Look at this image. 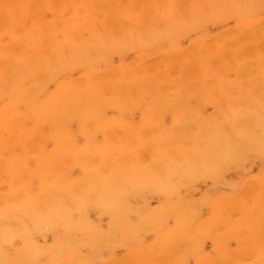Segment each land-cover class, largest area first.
I'll return each instance as SVG.
<instances>
[{
	"label": "rangeland",
	"instance_id": "obj_1",
	"mask_svg": "<svg viewBox=\"0 0 264 264\" xmlns=\"http://www.w3.org/2000/svg\"><path fill=\"white\" fill-rule=\"evenodd\" d=\"M3 1H5V3L8 2V0H3ZM28 1L29 2L27 3V0H26V2L24 4V5H27V7H28L27 11H25L23 8L22 9L19 8L17 10L16 5H15L16 8H14V4L11 1L10 3H8V5L11 4L10 5L11 9H9L10 12L7 14V16H9L8 19H6L4 17L0 18V64H1L0 65V114L1 115H2V113H1L2 109H4L3 110L4 111L3 116L0 115V134L4 135V136L0 135V140H1L0 145H1V143L3 144L0 146V148H1L0 152H3V153H0V155H1L0 168L3 167L2 169H0V177L3 176L2 177L3 179L2 178L0 179V192H1L0 197H2V199L0 198V200H1V202L3 200L6 201V199H7V201H9V200L14 201L13 196L20 197L21 193H23V194L25 193L24 196L25 195L26 196L24 199L27 198L26 200H24V199L20 200V198H23V196L20 197L19 200L18 199L16 200V198H15V200L19 201V202L15 203L16 205L14 207L12 206L10 209H12V208L15 209L13 212H14V214L16 212V217L13 214V212H10L11 213L10 217H0V227L1 226L6 227V228L11 229L12 231L16 232L17 230H20L21 227H24V226L30 227L32 225V224L30 225V222H31L30 217L32 215L30 213H28L26 211V209H21V207H23V206L20 207L19 204L20 205L22 204L25 207L28 205V203H29V205H31V203H33L35 206L40 205L41 207H31V208L32 209L35 208L33 210L34 212L40 211V210H48L51 214L55 209L61 208V207H53L55 205V203H56V206L68 205V204H70L68 201L71 202L74 199H77V198L79 199L81 194H83V195L88 194L86 199H84L85 203H84L83 207H84V211H85L86 220L89 224V229H92L93 231H95V233L98 236L102 237V239L106 243L103 244L101 247H99V249H98L99 251H97V253L95 255L90 253L91 247L89 245H87V243H81L79 246H77L76 255L79 254L81 256L80 258H78V260H75V258H74L76 255L73 256L72 254L68 253V251L62 250L60 258L55 259V260H59L58 263H56V264H166V262H167V264H207V263L208 264H264V263H262V262H264V151L261 150V152H259L260 149L257 150V149H253V148L246 146V149H245V147H243L242 151L239 152L242 155H240L239 153L235 155V157H237L238 155L241 156V157L240 156L237 157L238 158L237 161H235L236 160L235 157H232V159L229 158L226 160L224 157H222L223 155H221V153H220L219 156L218 155L215 156V160L213 161L212 164H208L209 159L208 160L207 159L201 160V158H198V156H196V152L193 149L190 148V150H186V146H184L182 144V145H180L179 148H176V150L178 149L179 152L181 151L180 153L179 152H177V153L186 154L187 156L189 155L188 160H190L193 163H194V161H195V163L198 162V166H197L198 168H196V169H198L199 174H198V171L195 169V171L191 175H187V173L184 171L185 170L184 168H182L183 171L180 174L179 172H181V170H182L180 167H183L182 164H179L175 157L174 158L169 157L170 159H168L167 158L168 152H166V151L164 152V150H163L164 148L161 147L162 149L161 148L159 150L157 149L156 153H158V154L156 155L157 157L155 156V158H154V156H152L149 153L151 144H148L149 141L147 140V138H145L143 136V131L141 130L143 128V126H144V128L147 126L145 128L147 130L146 132H149L148 129L149 128L152 129L153 126H154L153 128L157 127L160 129L161 128L163 129L165 127L166 130L161 129V134L165 133V131H166V133L164 134L165 135L164 137H166V135H167V138H169V136H170L169 131H171V129L175 123H178L179 121L183 122L182 120H184L183 123L185 125L188 124L190 121V123L187 126H189V125L193 126L195 124L194 121L196 122V120L198 119L197 120L198 122H196L198 128L195 127V129L197 128V131L198 130L201 131L200 132V134H201L200 140L198 138L200 135V134L198 135L199 131L197 133L198 143L200 142L202 144H205V142H206V144H208V145L210 144L211 149L213 150L215 145H217V144L211 143L212 139H214V138H213V136H210L211 133L208 136H206V132L210 130V132L212 131V133H214L216 131V133H218V134H223L224 131L227 133H231L232 132V126H231L230 120L232 117H230V114H232L231 112L233 110H234V113H237L238 110H240L242 113H244L243 111L250 112L253 114V117H254V115L259 116L260 112L262 113V111H264V108H262V105H264V57H259L257 60H255V64L257 65L256 71H255V74L256 73L257 74L254 75L255 81L257 79L256 78L257 76L260 77L259 78L260 80L257 79V81H258L257 84H256V82L253 84L252 81L248 82V80L247 81L243 80L241 82V79H242L241 72H242V68H243L242 66H244V65L240 64L241 62H239L238 64H236L234 66V64L230 65V63H228L227 61L226 62L224 61L223 63H216L217 65L215 67L212 65L213 62L209 65V67H210L209 70L207 68L205 71L209 72L211 75L213 74L212 75L213 77L212 76H210L211 78L207 77L210 74L205 76L207 78H204V81L206 79L210 78L209 81L207 80L208 84L206 82L202 81L203 82L202 83L201 81L197 80L199 76L198 77L195 76V80H192V81H194L193 82L194 84H191L192 81L189 80V82H187V80L189 79V76H186L184 74L186 72L184 70H186V69L188 70V72H190L189 62L187 63V60L183 57V55H181V54H183V52L187 51L188 49L190 50L191 46L196 45L197 43L200 44L203 41H205L202 43V45H205V44L207 45V42L208 43L210 42L209 40L213 41V40L220 38L222 36L238 35L241 32L240 31L241 30L240 25L243 24L244 22L253 21L254 24H257V22H258V24H261L262 22H264V15H261V14H264V11H262V10H264V0H255V2L253 1L254 4L250 3L253 8H250L247 10L249 14H247L246 9H245V11H242L243 9L241 10L239 6H236L235 1H237V0H235V1L232 0V2H230V0H216L218 8L217 7H215V9L212 8L215 11V13H213L214 15L212 14V16L214 17V18H212L213 20L211 19L212 16L210 15V13L208 14L205 12H204V14L205 15L208 14V16L206 15V17H207L206 18L205 15L203 14V18H202L201 11H204L203 9L205 7H203V6H206L205 5V4H207L206 0H203V1H205L204 3H203V1L200 3L201 0L200 1L197 0L196 2L194 0H191L194 2V3L191 2L193 4V6L194 7L196 6L195 7L196 10L199 8L198 10L200 11V9H201V11H200L201 14L196 13L197 15H195L191 20H189V21H193V19H194L193 22L194 23L196 22L195 26L197 27L196 28L195 26H192L193 22H191V23H189V24H191V26L189 25L190 29H187L189 27L185 26L186 25L185 18H180V17H182V15L179 17V19L177 18V24H174L170 20V16L164 10L163 11L160 10V9H162V7H160V4L162 5V2H160L159 0H157L158 3H157V1H151L150 4L153 3L152 9H155L156 12H157V10L160 13L162 12L161 16L159 15L158 12H157L158 14H156V15H158L159 18H162L163 20L166 19L168 21V22L167 21H165V22L168 25L167 26L168 29L170 28V30H169L170 32L169 31L163 32L162 28H160V26L157 27V25L153 24V22H152V24H149L150 22H147V21L151 20V17L155 12L154 10H150L151 12L149 13V15H148V12L145 13L144 11L142 13H140L141 10L139 11V13L136 12L137 13L136 14L135 10L130 9L133 7L132 6L133 2H131V0H127V1L124 0L125 2H127V5H124L125 8L127 9V13L129 11V13H131V15L128 13L124 17L121 18L122 20L125 19V27H127V30H126L127 32L126 31H125L126 33L122 32V35L124 34L123 37L120 33L121 30L120 29L118 30L117 24H115L116 20L114 22H112V23H114V25H112V24L110 25L111 21L114 20V19L111 20L112 18H110L111 17L110 15H108L107 17L111 21L106 16H105V19H102L101 17H100L101 19L100 18L98 19V21H100L98 26H97L98 30L95 29L97 31V33L94 31L95 32V34H94V32H93L94 29L92 27H90V23L87 24V22L89 21V15H87V11H85V9H83V8H80L81 9L80 14L77 17V15L75 14V12H76L75 2L73 0H49L50 2H48V4H46L45 3L46 1H45L44 2L45 4L44 5L42 4L44 6V8L41 9L40 11H39V8H37L38 10H35V8H34V6L37 7V4L39 6V3H37L35 5L33 4L34 2L36 3V0L35 1L34 0H31V1L28 0ZM39 1L40 0H38L37 2H39ZM52 1H54V2H52ZM98 1H100V0H98ZM181 1L186 2V0H181ZM182 2L180 3V5L182 4ZM222 2L224 5L222 4ZM196 3L199 7L196 5ZM260 3H261V7H260ZM124 4H126V3H124ZM251 5H249V6L251 7ZM136 6L134 7V9L138 8ZM183 6H184V4H183ZM158 7H160V8H158ZM182 7H180L182 9L181 14L184 15L185 11L183 10L184 8H182ZM207 7H209V9H211L210 6L208 5V6H206L205 11H209V9L207 10ZM258 8L260 10H258ZM213 10H212V12H213ZM18 11H20V12L18 13ZM38 11H39V13H38ZM132 11H133V13H132ZM152 11H154V12L152 13ZM217 12L219 15L217 14ZM245 12L248 15L247 19L244 18L246 16ZM250 12H252V13H250ZM257 12H259V13H257ZM11 13H13V14H11ZM143 13L145 15H143ZM223 13H224V15H223ZM139 14H140V16H139ZM228 14L230 15V17ZM240 14H242V15H240ZM35 15H37L36 18L34 17ZM38 15H40L41 18H39ZM44 15H45V17H43ZM150 15H151V17L148 20H147V18H145V19L143 18V16L149 17ZM162 15H164V16H162ZM25 16H26V20H25V18H23ZM137 16H138V18H137L138 20L136 19ZM209 16H211V17H209ZM216 16H220V17L217 18ZM234 16H236V17H234ZM16 17L19 19L14 21V19H16ZM63 17L65 19H67V23H61L62 22L61 20ZM196 17L199 18V20L196 19ZM208 17L211 19V21L208 19ZM201 18L203 19V21ZM205 18H206V20L208 19V21H205L204 20ZM216 18H217V20L219 19L217 22L215 21ZM220 18H222V19H220ZM240 18L244 22L239 20ZM248 19H250V20L248 21ZM102 20L105 22L107 21L108 24L105 22L103 23ZM101 21H102V24H101ZM138 21H140V22H138ZM169 22H170V25H169ZM24 24L26 26H28L29 29L27 28V30H22L23 26H24L23 28H26ZM130 24H132V25L129 26ZM146 24H148L150 26H148ZM183 24H185L184 25L185 28H184ZM100 25H102V27H101L102 29H104V27H106V29L108 28V35L105 36V38H102V37H104L103 35H101L102 37L101 36L99 37L100 34L98 33V31L99 30L102 31L99 27ZM12 26L16 27L17 33L20 32L19 30H17L18 27H19V29L21 28V30L24 31L23 35H25V36H23V37H25V38H23L22 36H21L22 37L21 39L16 38V36H14L13 33L11 32L13 30ZM140 26H143V27H140ZM30 27H32V28H30ZM110 27H111V30H110ZM136 27L138 29H136ZM154 27H156V29ZM4 28H6V29H4ZM130 28L131 29L133 28L132 31L129 30ZM145 28H148V30H150V31L145 30ZM153 28L157 31H155V30L151 31V29H153ZM173 29H174L175 33L172 31ZM4 30H6L5 33L3 32ZM90 30H92V31L90 32ZM128 30L131 32L132 35L127 36L130 33V32L128 33ZM109 31H110V33H109ZM171 31H172V33H171ZM156 32H158V33H156ZM177 32H179V33L177 34ZM117 33H119L120 35ZM166 34L167 35L168 34H176V36L175 35L167 36ZM90 35L92 36V41L89 40L91 37ZM213 36H215V37H213ZM253 36H255L257 39L259 37L258 35L256 36V34L252 35V37ZM107 37H108V39H107ZM168 37L171 40H168L169 39ZM109 38L112 40L109 41ZM115 38H117V40ZM151 38H152V40H150ZM164 38H165V40H163ZM206 38L207 39L210 38V39L206 40ZM135 39H138V40L136 41ZM41 40L43 42H41ZM115 40L117 41V43ZM143 40H144V42H142ZM147 40H149V41H147ZM79 41H81V42H79ZM103 41H105V42H103ZM166 41L169 44L171 43L170 41H174L175 45L174 44L173 45L176 47L171 46L172 49H174V50L178 49V51H176L177 54L181 53V54H179V59H178L179 60L178 62L179 63L181 62L180 63L181 66H179L180 64L177 63L176 66L175 65L172 66L175 68L172 69V67H170L169 72H167V70L165 71V74L170 73L168 75L170 77H172V80L170 78H167L168 75H165V74H164V76L162 75L164 73V72H162L163 70L161 71L162 74H161V72H159L160 73L159 75L158 74L153 75V74H149V73L138 74L137 66L133 67V64H131V63L136 62V60H138V58L140 60V57H141V59H144L147 55L150 56L151 52H152V54L150 57H152V59L150 57H148V58L146 57V59H144V60L157 61L156 59L159 57H160L159 59H162L163 55H161V54H164V53L166 54V52L169 53V50L171 49V48L169 50L165 49V48L170 47ZM82 42H83V45H81ZM113 42H114V44H113ZM193 42H196V44H193ZM15 43L17 45H19L20 47L22 44L26 43L29 46L30 56L23 58L19 54H17V55L15 54V53H18V51L11 50V51L7 52L4 50L5 47L13 46V45H15ZM84 44H86V45H84ZM110 44L112 45V47ZM115 44L117 46L114 49L113 45H115ZM142 44H144V45H142ZM199 44H197V45H199ZM54 45H55V47H54ZM108 45L110 46V47H108L109 50L110 51L112 50L111 52L107 48ZM148 46H150V47H148ZM166 46H168V47H166ZM262 47H264V46H262ZM104 48H105V50H104ZM146 48L149 50V52ZM71 49L74 50V52H73L74 55H71V53H68V52H70ZM106 50H108L110 53L108 54V52ZM174 50H170V52L174 51ZM92 51H94V53ZM105 51H106V53L102 54V52H105ZM143 52L145 55L147 54L145 57H142V55H144ZM253 52H255V51H253ZM91 53H92V55H91ZM14 54L17 57H15ZM165 54H164V58H165L164 60L165 61L160 62V65H159L160 67L162 66L161 64L164 63V65H166V63H167L166 57H168V54L167 55H165ZM155 55L156 56L159 55V57H155ZM95 56H96V58H95ZM153 56L155 57V59ZM38 58H39V61L38 62L35 61V60H38ZM253 59H254V57H253ZM74 60H76V61H74ZM81 61H82V63H81L82 66L80 64ZM5 63H10V66H9L8 71L3 73L1 69L4 68ZM77 64L79 66H77ZM177 65H178V67H177ZM71 66H74L73 69L71 68ZM218 66H220V67H218ZM111 67H113V68H111ZM212 67H213V70H212ZM163 68L164 67L160 68V70ZM176 68H177V70H176ZM179 68H181V69L179 70ZM194 68L195 69L193 71H191V73L193 72L194 75L196 73L200 74V71L202 69L200 68L201 70L198 73V71H196L197 70L196 68H198V67H194ZM134 70H135V72H134ZM198 70H199V68H198ZM114 71H115V73L116 72H119V73L123 72V74H121V78H122L123 83L124 82H126V84L133 83L135 80H137L135 83H137L138 84L137 86H140V88H142V89L140 90V88H139V92H138V94H136L137 92L134 93L132 91H128L126 88H123L124 84L121 82L122 85H121V83L119 84L120 89L118 88L119 85L117 86L119 91H121V88H122V91L119 92L120 93L119 95H121V94L122 95L121 96L118 95V97H119V99H118V97H117L118 90H116L113 87V86L116 87V85L114 83L108 84V87L104 88V91H103L100 88V86L97 85V82L95 80H93L94 83L92 82L91 90H89V91L85 90L86 91L85 93L83 92V90H81L82 89L81 87L74 88L73 86H71L72 81L75 79H79V78H81V79L85 78L86 79V78L93 77V76L95 77L98 73H99L98 75H104V74H107V72L110 73V72H114ZM174 73H176V75H174ZM191 73H190V77L192 76ZM144 74H146V75L149 74L153 79H154V77H157V78H155L154 80H151L152 78L150 76L149 77L147 76L148 80H146L147 77H146V75L144 76ZM139 75H141L142 78ZM157 75L159 76V78ZM160 75H162L163 79H165V80L169 79V82L165 81V80H163L164 83L161 82L162 77ZM56 76H57V78H56ZM138 77H140V78H138ZM175 77L177 78V80L175 79ZM133 78H135V80L132 81L131 79H133ZM183 78H184V80H183ZM129 79H130V82L127 83V81H129ZM192 79H193V76H192ZM249 79H251V78H249ZM156 80H158V81H156ZM182 80H183V82H182ZM214 80L216 81V84L213 83V82H215ZM146 81H148V82L146 83ZM151 81L152 82L154 81L155 83L154 82L152 83ZM196 81H197V83H196ZM219 81H220V83H219ZM150 82L152 84H150ZM167 82L169 83V87L167 85ZM175 82H177V83H175ZM246 82H248L249 84ZM42 83H44V84H42ZM186 83H188V85ZM204 84H206V86ZM224 84H225V86H224ZM246 84H248V85H246ZM154 85H157V86H154ZM162 85H163V87H162ZM172 85H173V90H172ZM175 85H176V87H175ZM191 85L194 88L193 90H192ZM195 85L198 87L197 92L195 90V88H196ZM215 85L218 87H215ZM219 85L221 86L220 90L218 89ZM185 86H187V87H185ZM200 86L202 88H205V89L201 90ZM209 86H211L210 89H209ZM154 87L155 88L157 87L156 91H155ZM161 87H162V89H161ZM165 87L170 88L169 89L170 91L168 89H166ZM174 87H175V89L177 88L178 91L183 88L182 92H181L182 94L184 93L183 96H182V94H179L177 90L175 91ZM188 87L190 88L191 91H189ZM38 88H39V90H37ZM40 88L42 90H40ZM158 88L161 90V92L158 91ZM179 88H181V89H179ZM67 89H70L69 91H72L70 95H66V92H68ZM150 89H152V90H150ZM114 90H116L117 92L116 91L114 92ZM144 90H145V92L143 95ZM164 90H165V92H164ZM38 91L40 94L42 92L43 93L40 95L38 93ZM76 91H78V93L75 94L74 92H76ZM109 91H111V92H109ZM171 91H172V93H170ZM200 91H201V93H200ZM4 92H5V94H4ZM140 92H141V94H140ZM162 92H164V93H162ZM166 92L169 94H173V95L170 96ZM188 92H189V94H188ZM194 92H195V94L196 93L198 94V95L196 94L198 97L194 94ZM203 92H205V93H203ZM35 93H37V94H35ZM56 93L61 95L60 98L59 97L57 98ZM82 93H84L83 95H86V96L87 95L92 96V97L90 96L91 98H93V99H91V101H90V97L87 96L89 98V101H90L88 103L98 102V100H99V102H98L99 106L97 105V103H95V104L93 103L95 105V107H96V105L99 107V108L98 107L95 108V109L98 108L97 110L94 109V111H96V112H89L87 110L84 111V108L86 107V109H87V107H88L87 106L88 100H84L85 96H83V95H81V96H83L82 98L80 97V94H82ZM108 93H110V94L108 95ZM157 93H158V97H156ZM175 93H178V95L176 94L174 96ZM190 93H192L193 96ZM224 93H225V96H224ZM250 93H252V95ZM38 94L40 96H38ZM73 94H75V95H73ZM78 94H79V96H78ZM151 94H152V96H151ZM237 94H239V98H237V96H236ZM248 94H250V95H248ZM93 95H95V96H93ZM133 95L134 96L136 95L135 96L136 98ZM153 95H155V96H153ZM199 95H200V97H199ZM206 95H208V96L206 97ZM35 96H38L37 100H35L36 99ZM142 96H145V97H142ZM176 96L177 97L179 96V99L181 101L180 100L178 101ZM180 96H181V98H180ZM68 97H69V99H68ZM70 97H73V99ZM87 97L85 99H88ZM94 97H96L95 100H94ZM151 97H153V98H151ZM174 97H176L177 101L174 100V102H173ZM16 98L20 99L21 102L16 100ZM62 98H63V100L65 99V102L63 101L65 104L64 103L62 104V101H61V103H59L57 106L51 105V106H53V108L49 105L55 101H57V102L60 101ZM138 98L139 99L141 98L142 100L140 99V102H139ZM148 98L149 99L151 98L152 101L148 100ZM14 99L16 100L15 105H13L15 102V101H13ZM66 99H68V101ZM109 99L111 100V102H108ZM122 99H123V101H122ZM134 99H136V100H134ZM145 99H146V101H145ZM160 99H162V100H160ZM165 99H167V100H165ZM185 99H186V102L183 101ZM251 99H253V101H251ZM70 100L72 103H69ZM79 100H80V102H79ZM153 100H154V102H153ZM169 100H171L170 103H169ZM75 101L80 103L79 104L76 102L78 105H81V106L84 105L83 109L82 108L80 109V107L77 105L79 107V108H77V110L80 109V111H78V112L75 108L76 107ZM187 101L189 104V108L187 107V109L191 108L190 111H188V110L186 111L185 105H187ZM10 102H12V104ZM57 102H56V104H57ZM81 102H83V105ZM114 102H115V105H114ZM151 102H152V104H151ZM155 102H156L157 106H155ZM157 102H159V103H157ZM171 102H172V104H171ZM178 102H180V104L182 102V105H181L182 108L185 107V108H183V109H185L183 111L181 106H179V108H180L179 114H181L182 111L184 113V114L182 113V115H180L181 118L178 117L179 114H178V116H176V113H178L177 111L179 109L177 110L176 106L173 105L176 103L178 106ZM240 102H242V104H243L242 108L244 107V109L241 108ZM86 103H87V105H86ZM105 103H107L106 107L102 106L103 104L105 105ZM122 103L124 104V106ZM255 103H257V104H255ZM25 104H27V105H25ZM30 104H32V105H30ZM93 104H90L89 107L90 106L93 107ZM100 104L103 108L100 106ZM145 104H147V105L150 104L148 106L146 105L149 108V112L147 111L148 110L147 107H146L147 109H145V107H144ZM253 104L257 105L255 107L258 110L254 111V108H253L254 105ZM21 105H23L25 107H23ZM60 105H63V106L69 105V106L68 107L66 106L63 109V107H60ZM117 105H119V106L115 107ZM120 105H122L123 107H120ZM167 105L168 106L170 105L169 111L166 110V108L168 109ZM171 105H173L174 107L172 108ZM5 106H7L8 109L14 107L16 109V111L14 109L15 113L12 111L13 113L10 112L11 115H10V113L8 114L7 113L8 110H7V108H5ZM16 106H17V108H16ZM43 106H45V107H43ZM54 106H55V109H54ZM258 106H259V108H258ZM46 107L47 108L50 107V109L48 110ZM92 107H90V108H92ZM110 107H112V108H110ZM217 107H219V108H217ZM65 108H66V110H65ZM69 108H70V110H69ZM90 108H89V110H90ZM116 108H118V109L120 108L121 110H118V109L115 110ZM45 109H47V111H49V113ZM59 109L64 110L65 114L61 113L62 110L60 111ZM142 109H143V111L145 110V112H148V113L145 114V112H143ZM150 109H151V112H150ZM172 109L174 110V112ZM261 109H262V111H261ZM57 110H59V113L62 115L59 116V113ZM98 110H99V112H98ZM52 111H54V112H52ZM170 111L173 113L170 114ZM30 112H32L31 114L33 115L32 121H31L32 115L30 114ZM50 112H52V115ZM74 112L79 113V115L74 113ZM85 112H87V114ZM97 112H98V114H97ZM101 112L103 113V116H101V114H102ZM186 112H188L189 114L187 113V115H186ZM228 112H229V114H228ZM4 113H5V115H4ZM45 113H48V115H50L51 118L54 119L53 123L51 121L52 119ZM54 113H56V114H54ZM143 113L146 116V119L144 118L145 116H143ZM200 113H202L203 115ZM24 114H27V115L30 114L31 116L29 115L28 117H25L26 118L25 119L23 117ZM80 114H82V115H80ZM99 114H100V117L99 116L97 117V115H99ZM120 114H122V116ZM37 115L39 118L37 117ZM71 115H72V120H70ZM76 115H78L77 119L74 118V117H76ZM85 115L93 116V118L91 117L92 119L89 118L90 122L86 121V120H88V117L85 119ZM44 116H46L45 117L46 120H44L45 119ZM62 116L64 118H62ZM174 116L178 117L179 119L178 118L177 119L179 121L176 120L173 123V121H174L173 119L175 118ZM196 116H200V117L194 118ZM203 116H204V119L200 120V118H203ZM222 116H224L225 118L223 119ZM232 116H233V114H232ZM16 117H17V119H16L17 121H14ZM18 117H19V119H18ZM65 117H67V118H65ZM95 117H97L96 119L100 118L98 120V122H100V120H103V119L106 120V118H107V120L109 119L114 124L115 123L121 124L122 121L125 120L126 126L121 124L122 126L120 125L119 128H117L119 125L117 126V124H115V126H116L115 127L114 124L110 122L112 124V126L115 127V129H113V130H115L116 132H117V130L122 131V133L120 132L121 135H119V132H117V134L115 133L116 136L118 135L117 137L115 136L114 133H112V135H114L116 137V140L118 138L117 141L122 139L121 141L118 142L119 144L117 143L116 140H114L115 138L114 139L110 138L112 143L114 141V145L117 143L118 144L117 146H119V147L113 146V145L109 147L111 141L108 140L106 142L107 138L105 136H107V135H105V134L108 131V129L106 130V128H107V126H108V128H110L111 124H109L108 122H106V123H108V125L103 124V123H105V120H103V123L101 125L99 124V126L101 128H103L104 132L105 131L106 132L105 133L102 131L99 132V130H102V129H98L97 130L98 132L96 131L97 132L96 134L93 132V134L91 135V133H92L91 129L94 128L93 130H96L97 128H99L97 126L98 122H96V124H95V121H97L95 119ZM120 117H121V119H120ZM73 118L75 119V121L73 120ZM151 118H153V119H151ZM242 118L248 119L247 116L245 115V113L242 114ZM259 118H260V116H259ZM10 119L13 121V123H12L13 128L11 127L12 128V129L10 128L11 130L8 129L9 125H10L9 123H11ZM49 119H50V121H49ZM147 119H148V121H149V119L151 121L153 120L152 124L150 121L148 122ZM191 119H193V121H191ZM20 120H22V122L24 120L25 122L22 123ZM37 120H38V122H37ZM40 120L42 122H44V121L45 122L43 124L41 123L42 125H40V122H41ZM59 120H61V121H59ZM65 120L67 121L66 122L67 126L64 122ZM206 120L210 124H208L206 122ZM210 120H212V122ZM18 121H20V122L18 123ZM47 121L51 122V123H49L50 126L52 124H54V125L56 124V125L55 126L52 125L50 127L48 125ZM57 121L60 122V125H61L62 121L64 122V125L62 124L64 129H68L69 124L71 122H73L70 125L71 127L67 130L68 136H67L66 131H64V133H66V135L64 133H62L63 131L59 132L62 128V125L60 126ZM83 121H85V122H83ZM93 121H94L93 125L97 126L96 128L92 124H88V123H91ZM120 121H121V123H120ZM247 121L252 123L251 119H249ZM15 122H17V123H15ZM33 122L34 123L36 122V123L34 124L35 126L34 125L32 126L33 127L32 129H34V127H35V129H36V127L40 128V129L37 128L39 130H36L35 133H34V130L30 129ZM128 122H129V124H127ZM144 122H145V124H144ZM147 122L149 125L151 124L152 126L151 125L148 126L146 124ZM220 122L222 124L225 122V124H223V126H221ZM37 123H39V124H37ZM46 123H47V125H46ZM160 123H162L163 125ZM13 124H15L16 126ZM76 124H77V127H76ZM79 124H81V125L84 124V126H80ZM86 124H88L89 126L92 125L93 128H92V126L90 128ZM123 124H124V122H123ZM19 125L21 126L20 127L21 131L24 130V128L22 129V127L25 126L24 132L27 133V134L22 133L23 134V138L21 137L22 139L20 138V136H22V135H20L21 133L17 134L18 132H16L17 130H19V129H17L19 127ZM37 125H40V126H37ZM58 125H59V127H58ZM127 125H130V126L127 127ZM206 125H209V127ZM225 125H226V127H227V125H228V127L230 125L231 129H230V127H229V129H228V127L226 128ZM45 126H48V127H46V129L48 128L47 130H45ZM86 126H88L87 130L91 131L90 134H86V135L93 136V138L90 136L91 138H87V139L94 140V138H95L94 136H96V139L93 141L95 143H91L92 145L93 144L94 145L91 146L89 143V150L93 149L92 151H95L96 153L98 151L97 155L100 156V160L105 157L104 160L102 159L103 162H105V163L104 164L100 163L99 165L102 164L104 166L106 164V166H105L106 168H108V166L111 165L112 167L110 166L109 168H111V170L117 172V175L114 174L115 172L113 174L116 175L118 178L125 177L124 176L125 171L127 173L126 176L132 172L129 168H126L125 165L127 167H130V166H128V164H131L129 161L131 159L135 160V158L138 161L135 160L134 165H133L134 167L131 166V168L136 169V167L138 166L137 168L140 169L142 166H139V164H142L143 169L141 168V171L146 168L145 165L148 166V164H149V160H147L148 158H150V160L156 159L157 162L153 161L154 165L156 163L159 164V165L156 164L155 165L156 167L164 166L165 161H166V164H169L168 168L170 170H171V168H173L175 166V168H173L174 170H171V171L169 170L170 173L172 172V174L169 173L170 178H169V176H167L168 180L166 179V176H164L165 178L163 177V183H162V175L161 174H157L155 176L156 172L159 173L158 170H160L162 168L159 167L158 170L156 168L155 169L156 171H154L155 174L152 175L154 173L153 169L155 168V166L153 164H151L152 161L150 162L149 166H150L153 173L152 174L150 173V175L148 174V172H151V170L148 169L149 166L144 170V171H146L148 169V171H147L148 175H145L146 173L144 171L143 172L145 174L142 172V174H144L147 179L144 178L145 176L143 177L142 174L140 175L141 172L140 173L135 172V173H137V175L139 173L140 176H138V178L139 177L141 178V176H142L144 178V179L143 178L142 179L145 181L143 182L142 188L139 190L132 188L131 184H130V186L128 185V187L130 188V191L127 192V194H125L124 203L122 205L124 212H125V215H126V219H123L124 222L120 223L119 225H115V223H113L111 212L109 210H107L105 207H103L104 205L101 202V198L99 196H97V193H96L97 190L95 189V187H93L94 185L105 182L104 180H106V176H103L104 174L101 175V173L99 174V171H101V169H103L102 165H101V169L98 172H96L97 174L95 173L94 170H93V172H89L92 169H94V168H92L91 165L94 163V167L96 164L98 166L99 162L97 159H95L96 158L95 152L91 153V154H94L93 156L95 157L92 159L93 162L91 160V158L93 156L90 155V153H89L90 151H88V153H89L88 155L86 154L87 152L86 153L84 152V151L88 150V146H87L88 140L85 137L83 139V136H85V134H83V131H84V133L87 131L85 128ZM103 126H105V127H103ZM131 126H132V128H131ZM220 126L223 129H221ZM5 127H7V128H5ZM14 127L16 128V130L14 129ZM49 127L51 129H52V127L53 128L56 127L59 130H57L56 134L52 135L51 134L52 131L51 132L48 131V130H51V129H49ZM82 127H83V130H81ZM114 127H112V128H114ZM206 127L209 129H207ZM75 128L78 129L82 133L81 135H83V136H81L80 133L74 134L77 132ZM168 128L170 130H168ZM204 128L206 130H204ZM26 129H28V131ZM64 129H62V130H64ZM70 129L73 130V134H74L73 136L78 135L79 138L71 136L72 133H69ZM122 129H124L126 131H123ZM127 129H128V131H127ZM218 129H219L220 133L217 132ZM2 130H3V132H5L4 134L1 132ZM13 130H15L14 133H13ZM20 130H19V132H21ZM44 130H45V132H44ZM72 130H71V132H72ZM131 130H133V131L131 132ZM139 130H140V132H139ZM29 131L30 132L32 131L31 134ZM42 132H43V134H42ZM87 132H89V131H87ZM123 132H125V133H123ZM133 132H135V133H133ZM136 132H138V134L140 133V136H141L140 139L141 140L137 139V138H139V135L136 134ZM202 132H204V133H202ZM6 133H8V134L13 133L12 134L13 138L10 136L12 138V140L11 139L9 140V136ZM58 133L64 134L62 137L65 136L69 140V142H68V140L64 141L66 138L61 139L62 137ZM99 133H101V135ZM236 133H239V131L237 129H236ZM39 134H40V136H38ZM124 134H125V136H124ZM244 134L246 136H249L246 133H244ZM25 135H26V137H25ZM57 135H58V138L56 139L55 136H57ZM103 135H105V136H103ZM132 135H133V137L131 138ZM145 135H147V134L145 133ZM29 136H32L31 139ZM53 136L55 137L57 143L54 141ZM59 136H60V138H59ZM98 136L100 139L98 138ZM123 136L126 137L127 140L133 139L132 141L135 142L134 146H129V145H132L133 142L130 140L131 141V144H130L129 140L128 141H126V139L123 140L124 139ZM226 136H227V134H226ZM242 136L244 139L246 138L244 135H242ZM2 137L5 138V140L7 139L9 142H7V140L3 142L4 139L2 140L1 139ZM14 137H16L15 140H14ZM49 137H52V141ZM70 137H72V138H70ZM77 138H78V140H76ZM112 138H113V136H112ZM23 139H24V141H23ZM38 139L42 140V141H40L41 142L40 144H42V145L39 148H38V146L36 147L34 145L35 143H37L39 141ZM202 139L205 141H203ZM17 140H19L20 142ZM25 140H27V141L31 140L32 142L29 141V143H28ZM43 140L45 142H43ZM46 140H48V141H46ZM58 140L61 141V143H62L61 145L58 142ZM139 140H140L141 146L139 145ZM76 141H77V144L75 143ZM144 141H146V143ZM124 142H125L124 145H126L125 149L122 147L121 150H119V148L122 146V144ZM126 142H128L129 145ZM23 143H25V144H23ZM68 143L70 145L69 149H68ZM29 144H32V146L30 145L31 146L30 148H29ZM56 144H59L61 146V148H59L60 147L59 145H58V147H56ZM24 145L26 147H28V148H26L27 150L25 148H23V147H25ZM127 145H128V147H130V148L132 147V148L131 149L128 148L129 150H127ZM142 146L144 148H142ZM145 146H147L148 148ZM181 146L184 147V149H183L184 153L180 149V148H182ZM76 147H77V149H75ZM103 147L105 149L106 148L108 149V147H109V149H111V151L108 150V152H107L106 151L107 149L106 150L103 149V151H106L105 155H104L103 151H102ZM112 147H114L113 151H112ZM136 147H139V148H136ZM42 148L45 151H42L43 150ZM56 148L58 149V151L61 152V154L58 151L56 153L54 151H52L53 149L56 150ZM65 148L67 149L66 152L64 151V150H66ZM116 148H118V150ZM133 148H136L139 151H136V149H133ZM34 149L36 152H39L38 154H36L37 156L35 155L36 157L34 155H32L34 153L33 152ZM37 149H38V151H37ZM132 149L135 153L133 151H132V153H129L130 150H132ZM142 149H144V150H142ZM147 149H149V150H147ZM187 149H189V147H187ZM28 150L29 151L32 150L31 154L29 153ZM69 150L70 151L72 150V153L76 154L73 157L75 159V160L73 159V161L71 159L72 154ZM100 150L102 151L101 153L103 154V156L99 152ZM116 150L119 154L117 152H115ZM122 150L123 151L127 150L128 151L127 155ZM140 150L144 151L145 153L147 150V153H149L150 156L148 157L147 156L148 154L144 155V153ZM160 150H162L163 152ZM40 151H41V153H40ZM110 152H112L113 155L116 153V155H114V157H110V156H112ZM138 152H140V154ZM160 152H162V154ZM66 153L71 154V156L69 154L70 159L69 158L65 159L68 157V156L66 157ZM81 153H83L82 156H80ZM128 153L130 155H128ZM163 153H164V157L161 156V155H163ZM135 154H137V155H135ZM49 155H52L55 158V159H53V162H52V156H49ZM83 155H85V156H83ZM117 155L119 156V158L122 157V158H120L122 162L120 161V159L118 157H117L118 159L116 158ZM131 155H133V156L131 157ZM141 155L142 156L144 155L143 158H145L146 156L148 158L146 157L147 159L145 158L143 160L144 162H142L141 160L143 158ZM44 156H48V158H46ZM76 156H77V159L75 158ZM101 156H102V158H101ZM106 156L107 157L109 156L108 157L109 159H106L107 158ZM134 156H135V158H134ZM2 157H3V159H5V158H6V160L8 159V161L13 160L11 158H14L15 163H14V160H13V162H9L10 165L14 164V166H15V167H12L13 169L11 171L9 170V167L7 166L9 164H7V165L3 164V163L6 164L7 161L3 160ZM17 157L19 158L20 163H19V160ZM42 157H44V160H46V161H42L43 163L41 162ZM56 157H57V159L59 157H61V158H59L61 160L58 159L60 162H57L58 160L56 159ZM62 157H63V159L67 160L68 163H65L67 161H62ZM84 157L87 158V161L85 159L83 162L82 159H84ZM88 157H90V158L88 159ZM124 157H126V158H124ZM139 157L141 158V160H139L140 159ZM162 157H163V159H162ZM32 158H34V159H32ZM110 158L112 160L114 159V161L118 160V162L116 164V165L119 164L118 167L115 165V163L113 164L114 161L110 160ZM158 158L159 159L161 158L160 160H162V161L160 162L159 160H157ZM233 158H235V159H233ZM37 159H39L40 161L38 160V162H37L36 161ZM49 159H51V161ZM80 159L83 163L86 162V166H87V164L90 165V167L89 166L88 167L92 168V169L90 170L89 168H87V170H86V167L84 166V170H82L83 168H81V167H83V165H85V164L82 165ZM128 159H129V161H127ZM173 159H175L174 160L176 162L175 164L172 161ZM194 159H196V160H194ZM199 159L202 162V163L200 162V164H199ZM21 160H24V161L21 162ZM133 160H131V162ZM167 160H168V162H167ZM74 161H76L75 165L73 164ZM89 161H91L90 163H92V164H90ZM145 161L146 162L148 161V163L144 164ZM217 161L219 162V165L216 164ZM231 161H233V162H231ZM240 161H241V163H239ZM48 162H50V163L48 165H46ZM69 162H72V163H69ZM109 162H110V164H108ZM171 162H172V164H174V166H172ZM206 162H207V164H206ZM236 162H238V164ZM17 163H19V164H17ZM76 163H79V164H76ZM80 163H81V165H80ZM214 163L216 164V167H215ZM223 163L224 164L226 163V165L224 167L222 166V165H224ZM28 164L30 166H32L33 169H31V167ZM39 164H42V166L40 165L39 168H35V166L38 167ZM177 164H179V165H177ZM201 164L202 165L204 164V165L202 166ZM220 164H222L221 167H220ZM16 165L17 166L19 165V167H20V165H21V167L24 166L23 168L20 167L22 170L21 172H20V168L17 170V173L20 172L21 176L16 175V172H15L16 171L15 169H17ZM27 165L29 166V169H27L28 168ZM50 165H52L54 167L51 168ZM151 165H153L152 166V167H154L153 169H152ZM196 165H197V163H196ZM199 165H201V166L199 167ZM11 166H13V165H11ZM57 166H58V168H56ZM45 167H46V169H44ZM105 167H104V170L106 169ZM119 167H120V169H118ZM165 167H167V165ZM208 167H210V169H208ZM41 168L43 169L42 171L45 170L44 171L45 174H46V172L49 173V171L51 173H53L52 175L55 174L53 176L54 178L52 177L54 182H52V180L50 179L51 173L48 175L46 174L45 175L46 177H43V179H42V177H40L41 179L38 178V174L44 176L42 174L44 172L41 171ZM54 168H55V170H54ZM98 168L95 167L96 171ZM121 168L123 169V171ZM124 168L129 169L130 172H128L126 169L124 170ZM23 169H25L26 171H24ZM52 169H53V171H51ZM138 169H136V171ZM217 169H219V170H217ZM85 170H86V172L84 173V175H85L84 176L83 172ZM106 170H108V169H106ZM201 170H202V172H201ZM3 171L5 172V174ZM28 171H30V172H28ZM37 171H39V172H37ZM103 171H101V172L104 173ZM208 171H209V173L211 171L212 174L211 173L209 174ZM214 171H215V173H214ZM108 172H110V171L108 170L107 173ZM195 172L197 173L198 177L196 176ZM206 172H207V176H202V175H206L205 174ZM13 173L15 174V176L17 178H19L21 180L18 181V179L16 177H14ZM110 173H108V174L110 175ZM121 173H123V174H121ZM135 173H134V175H136ZM178 173L183 177H179ZM200 173L202 175H200ZM29 174H30V177H29ZM119 174L122 176H120ZM173 174H176V175H173ZM184 174H186V175H184ZM4 175H6V177ZM9 176H10V178H9ZM35 176L37 177V179ZM47 176H49V177H47ZM102 176L105 177L104 180H103ZM158 176H159V179L161 177V179H160L161 184L158 183L159 182ZM82 177H83V179H82ZM98 177L100 180L98 179ZM7 178L10 179L9 182H8ZM14 178L17 179V182L21 183L20 181H22L24 183L19 186V184L15 181ZM86 178H89V179H86ZM179 178L181 181L183 180V183L180 184L181 181L179 180ZM48 179L51 181V183L48 181ZM69 179H70V183L74 182L72 186H70L71 185L70 183L68 186L67 180L69 181ZM150 179L151 180L153 179V180L151 181ZM164 179H166L167 181ZM170 179H171V181H169ZM75 180L79 181V182H77V185L75 184V182H76ZM83 180H84V182H83ZM88 180H89V182L90 181L91 182L89 183ZM178 180L180 181L179 183L177 182ZM38 181H42V184L39 183ZM47 181L50 185V186L48 185L49 187H47V184H46ZM85 181H87L86 186H84ZM122 181L123 180H121V182ZM164 181L170 182V183L167 185L166 183H164ZM174 181H176V182H174ZM10 182L14 183V184L16 182L18 185L15 184L14 187L19 186L20 188L15 187L16 188L15 189L13 187V184H11ZM171 182H173L174 184H172ZM184 182L187 183V185L183 186L182 184H184ZM252 182L254 183L255 186H257L259 188V189H256V190H258V192H259V190H261L260 195H259V199L256 202H252L251 197L247 196V195H246L247 196V199H246V196L244 197V193H243L244 189H245L244 186L247 185V183L249 184ZM8 183H10V184H8ZM25 183H26V185H25ZM43 183L46 184L47 188H50V189H47L45 187V189L47 190V193L45 191L44 194L45 193L46 194L44 196L41 194V190L44 191V186H45V184H43ZM78 183H79V185H78ZM80 184H81V186H80ZM152 184L153 185L155 184V187ZM162 184H164V185H162ZM165 185H167V187L163 188L162 186H165ZM169 185H171V186L169 187ZM181 185H182V187H181ZM8 186L10 187V189ZM30 186H32V187L30 188ZM77 186L82 188L81 192H79L80 188ZM82 186H84L85 188ZM179 186H180V188H178ZM38 187H39V190H37ZM78 188H79V190H77ZM154 188L157 191H155ZM159 188H162V189H159ZM240 188H242V189H240ZM18 189L21 190V191L19 190L21 193L17 192ZM29 189H31V191ZM52 189H53V191H55V190L56 191L55 192L52 191L53 192L52 193L51 192ZM179 189H180V191H179ZM35 190L40 192V193H38V192L37 193L41 194L43 197H41V195H38ZM49 190H50V192H49ZM7 191H9V192H7ZM32 191H34L35 193L33 192L34 194H32ZM145 191H147L146 192L147 194L145 193ZM153 191H155V192H153ZM238 191L241 193H238ZM5 192H7V193H5ZM30 192H31V194H30ZM48 193H49V195H47ZM50 193H52V195H54V194L58 195L59 194L60 197H58L56 195V196H54V199H53V197L49 199V197L52 196ZM175 194H177L176 198L174 197ZM30 195H32L30 198L34 199L33 202H31L32 199L30 201V198H28ZM33 195H35V198L33 197ZM7 196H8V198H7ZM11 196L13 199L11 198ZM45 196H47V197H45ZM9 197H10V199H9ZM207 197H209V198L211 197L214 201H218V198H219V201L221 200L220 198H222L223 201H224V199H227L229 201V205L232 201H234V202L231 203L233 205H230V206L228 204L226 205L228 210L226 209V206H224V205H222L221 207L219 205V208H220L219 209L217 203L214 202L217 205V208H216V205L213 204V200L209 199ZM44 198L45 199L47 198V199H46V201H44V203H42L41 200L42 199L44 200ZM58 198H60L62 202L67 203V204H64L60 201V205H59V202H55V200ZM127 198H129V201ZM214 198H217V200ZM35 200H38L37 203H35L36 202ZM13 201L12 202L10 201L9 203L7 202L8 205L12 204ZM20 201H21V203H20ZM26 201H28V202H26ZM47 201H49V202H47ZM204 201H205V203H204ZM191 202L194 205L190 207ZM181 203H183L184 205ZM172 204L174 205L173 207H172ZM180 204L183 206H181ZM196 205H198V206H196ZM176 206H177V208H179L181 206L179 208L180 210L175 208ZM188 206L191 209L190 211L191 212L193 211L192 213L191 212L188 213V211H189L187 208ZM16 207H18L19 210H17ZM192 207H196V208H192ZM214 207L216 208V210L219 209L218 210L219 213H218V211L216 212L218 217L214 213V211H215ZM26 208L28 209L30 207H26ZM66 208L67 209L71 208L72 210L75 208V211H73V213H75V215L73 214V218L78 217L76 215V213H77L76 209L78 208V207H76V204H73L70 207L66 206ZM4 209L10 210L8 208H4ZM174 209L175 210L177 209L176 214H175ZM182 209H183V211H182ZM194 209L196 210L195 213H194V211H195ZM0 210H2V209H0ZM18 212H19V214H18ZM178 213H179V216H178ZM180 213H182V214H180ZM52 214H54V213H52ZM187 214H188V216H187ZM192 214L194 215L193 217H192ZM156 215L158 217H156ZM173 215H175V216H173ZM145 217H147V218L150 217L153 221H154V219L157 221L159 219V217L161 219L163 218L161 220L162 225L160 223L159 226L156 225V226L152 227L151 225H145L138 220V218H145ZM174 217H176V218H174ZM178 218H179V220H178ZM239 218H240V220H239ZM28 219H29V221H28ZM188 219H190V220H188ZM197 219L200 221L198 222ZM195 220L198 223H197V225L194 226ZM1 221H2V223H1ZM11 221H12V223H11ZM212 221H213V223H212ZM187 222L190 224H188ZM200 222L202 223V225L199 226V224H201ZM23 224H25V225H23ZM125 224H127V225H125ZM129 224L138 225V228L133 230V232H134L133 235H130V232L127 230V226ZM185 224H187V225H185ZM14 225H16V226H14ZM196 226H199V227H196ZM203 230H205V231H203ZM111 234H112V236H111ZM205 234H207V235H205ZM87 235H89V232L86 228L79 227V228H76V229L72 230L71 232H69L68 229H66L65 226H63V224L51 223L48 226H46L45 229L42 228L41 230L33 231L31 244L37 246L38 248H44V249L48 250V249H52V247L56 244V242L60 238H63V237L67 238L68 236H70V237H74L77 239V238H82V237L87 236ZM160 235H162L161 236L162 239L160 238ZM113 236H115V238H114V239H116L115 241H111ZM19 237H20L19 235L18 236L14 235L11 242L5 241L2 243V251H4V253H6V255L8 257H13L15 255L14 251L16 252L17 249H18L17 251H19L21 248L24 247V243H23L22 239ZM222 240H224V242ZM180 241H181V244H180ZM21 242H22V244H21ZM169 242L171 243V245ZM187 242H189V243H187ZM189 244H190V246H189ZM161 246H164L165 248H163ZM172 247L174 248L173 249L174 251H172ZM160 248L163 249L162 251L159 250L161 252V254L163 255V258L167 259L165 261V263L163 261H160L161 258L156 259L153 256H149V254L151 255V253L157 252L158 249H160ZM185 248H187V249H185ZM14 249H16V250H14ZM228 249H229V251H228ZM152 250H154V252ZM159 251H158V253H160ZM146 253H148V256ZM137 254H139V256H143L144 262L141 260L135 259V257L138 256ZM178 258H179V260H176ZM173 261H175V262H173ZM32 264H55V261H51L46 254H43L42 256H40L39 259H36V260L34 259L32 261Z\"/></svg>",
	"mask_w": 264,
	"mask_h": 264
},
{
	"label": "bare ground",
	"instance_id": "obj_2",
	"mask_svg": "<svg viewBox=\"0 0 264 264\" xmlns=\"http://www.w3.org/2000/svg\"><path fill=\"white\" fill-rule=\"evenodd\" d=\"M12 1V3L14 4V8H16L17 7V10L20 8V9H24L25 11H27L28 10V7H27V5H24L25 4V2H26V0H8V2H6L5 3V1H3V0H0V18L1 17H4V18H6V19H8V17L9 16H7V14L10 12V10L9 9H11V4L10 5H8V3H10ZM31 1V0H30ZM35 1V0H34ZM38 0H36V3L34 2L33 4L35 5V4H37V3H39V6H38V4H37V7H35L34 6V8H35V10H38L37 8H39V11L41 10V9H43L44 8V4L46 3V4H48V2H50L49 0L47 1V0H40L39 2H37ZM46 1V2H45ZM74 2H75V8H76V12H75V14L77 15V17L79 16V14H80V8H83V9H85V11H87V15H89V21L87 22V24L88 23H90V27H92L94 30H93V32L95 31L96 33H97V31L96 30H98V24H99V22L100 21H98V19L101 17L102 19H105V16L107 17L108 15H110L109 17L110 18H112L111 20H113V21H111L108 17V19L111 21V23H110V25L112 24V25H114V23H112V22H114L115 20H116V22H115V24H117V27H118V30L120 29L121 30V35H122V32H125L126 30H127V27H125V19H121L122 17H124L126 14H128L129 13V11H128V13H127V9L125 8V6L124 5H127V2H125L124 0H100V1H98V0H73ZM127 1V0H126ZM151 1H157V0H131V2H133L132 4V8H130V9H133V10H135V13L137 12V13H139V11L141 10V12L140 13H142L143 11L145 12V13H147L148 12V15H149V13L151 12L150 10H154L155 11V9H152L153 8V3H151L150 4V2ZM160 2H162V5L160 4V7H162V9H160V10H164L169 16H170V20L174 23V24H177V18L179 19V17L182 15V17H180V18H185V21H186V25L185 24H183V26L185 25V26H187V27H189V25L191 26V24H189V23H191V22H193L194 21V19H193V21H189V20H191L195 15H197L196 13H200V11H201V9H200V11L197 9H195V7L193 6V4L191 3V2H193V1H191V0H186V2H182L181 0H159ZM195 2L197 1V0H194ZM200 1V0H199ZM203 0H201L200 1V3L202 2ZM233 1H235V0H233ZM253 1L255 2V0H237V1H235V4H236V6H239L240 7V9L242 10V11H245V9H246V12H247V14H249L248 13V9H250V8H253L252 7V5L250 4V3H252V4H254L253 3ZM29 1L27 0V3H28ZM45 2V3H44ZM52 2H54V1H52ZM130 2V1H129ZM128 2V3H129ZM182 2V4L180 5V3ZM205 1H203V3H204ZM230 2H232V0H230ZM257 2V1H256ZM124 3H126V4H124ZM157 3H158V1H157ZM194 3V2H193ZM198 3V2H197ZM197 3H196V5H197ZM199 3V4H200ZM206 3L207 4H205L206 6H210V8L211 9H209V7H207V10L209 9V11H205V8H206V6H203V7H205L203 10L204 11H201V13H202V18H203V14H204V12L205 13H210V15L212 16V14L213 13H215V11L212 9V8H214L215 9V7H217V3H216V0H206ZM31 4V3H30ZM43 4V5H42ZM183 4H184V6H183ZM222 4H223V2H222ZM221 4V5H222ZM15 5H16V7H15ZM32 5V4H31ZM137 5V6H136ZM202 5V4H201ZM220 5V4H219ZM224 5V4H223ZM222 5V6H223ZM243 7H241V6ZM249 5H251V7L249 6ZM129 6V5H128ZM138 7L137 9H134V7ZM183 6V7H182ZM198 6V5H197ZM160 7H158V8H160ZM180 7H182V8H184L183 10L185 11V13H184V15L183 14H181V12H182V9L180 8ZM199 7V6H198ZM259 7V6H258ZM260 7H261V3H260ZM13 8V9H14ZM218 8V7H217ZM224 8V7H223ZM32 9V8H31ZM129 9V8H128ZM220 9V8H219ZM227 9V8H226ZM23 10V11H24ZM137 10V11H136ZM196 10V11H195ZM212 10H213V12H212ZM221 10V9H220ZM257 10V9H256ZM258 10H260L259 8H258ZM39 11H38V13H39ZM154 11H152V13L154 12ZM199 11V12H198ZM218 11V10H217ZM262 11H264V10H262ZM20 11H18V13H19ZM157 12L159 13V15L161 16V13L157 10ZM156 11L154 12V14L152 15V17H151V15L148 17H146V16H143V18L145 19V18H147V20L148 19H150V17H151V20L150 21H147V22H150L149 24H152V22H153V24H156L157 25V27H159L160 26V28H162V31L163 32H166V31H169L170 30V28L168 29V25H167V23L165 22V21H167L166 19H162V18H159V16L158 15H156V14H158ZM212 12V13H211ZM222 12V11H221ZM220 12V13H221ZM246 12H245V14H246ZM17 13V14H18ZM132 13H133V11H132ZM134 13V14H135ZM136 13V14H137ZM200 13V14H201ZM228 13V12H227ZM242 13V12H241ZM250 13H252V12H250ZM257 13H259V12H257ZM5 14V15H4ZM11 14H13V13H11ZM29 14V13H28ZM130 15H131V13H129ZM208 14H206L207 16H208ZM217 14H218V12H217ZM246 14V16L244 17L245 19H247V15ZM20 15V14H19ZM24 15V14H23ZM143 15H145L144 13H143ZM205 15V14H204ZM206 15H205V17H206ZM214 15V14H213ZM219 15V14H218ZM222 15V14H221ZM223 15H224V13H223ZM229 15V14H228ZM240 15H242V14H240ZM257 15V14H256ZM261 15H264V14H261ZM11 16V15H10ZM18 16V15H17ZM27 16V15H26ZM26 16L25 17H23V18H25V20H26ZM36 16L37 15H35L34 17L36 18ZM129 16V15H128ZM139 16H140V14H139ZM162 16H164V15H162ZM211 16H209V17H211ZM232 16V15H231ZM22 17V16H21ZM29 17V16H28ZM38 17L39 18H41V16L40 15H38ZM43 17H45V15L43 16ZM88 17V16H87ZM132 17V16H131ZM135 17V16H134ZM133 17V18H134ZM201 17V16H200ZM208 17V19L211 21V19L212 18H214L213 16L211 17V19ZM217 18L218 17H220V16H216ZM225 17V16H224ZM227 17V16H226ZM229 17H230V15H229ZM234 17H236V16H234ZM11 18V17H10ZM100 18V19H101ZM129 18V17H128ZM138 18V16L136 17V19ZM141 18V17H140ZM201 18V19H202ZM207 18V17H206ZM206 18L204 19L205 21H208V19L206 20ZM217 18L215 19V21L217 22L218 20H217ZM223 18V17H222ZM222 18H220V19H222ZM243 18V19H244ZM19 18H17L16 17V19H14V21H16V20H18ZM30 19V18H29ZM132 19V18H131ZM130 19V20H131ZM196 19H198L199 20V18H197L196 17ZM200 19V20H201ZM236 19V18H235ZM22 20V19H21ZM134 20V19H133ZM138 20V19H137ZM169 20V19H168ZM197 20V21H198ZM213 20V19H212ZM239 20H241L242 21V19L240 18ZM250 19H248V21H249ZM62 22L61 23H67V19H65L64 17L62 18V20H61ZM103 21V20H102ZM102 21H101V24H102ZM121 21V22H120ZM180 21V20H179ZM202 21H203V19H202ZM214 21V22H215ZM260 21V20H259ZM105 21H103V23H104ZM132 22V21H131ZM138 22H140V21H138ZM146 22V21H145ZM168 22V21H167ZM242 22H244V21H242ZM262 22V21H261ZM9 23V22H8ZM105 23H107V21L105 22ZM129 23V22H128ZM196 23V22H195ZM195 23L193 22V24H192V26H195ZM208 23V22H207ZM108 24V23H107ZM134 24V23H133ZM173 24V25H174ZM25 25V24H24ZM132 24H130L129 26H131ZM146 25H148V24H146ZM169 25H170V22H169ZM242 25V26H241ZM240 25V33L238 34V35H233V36H222V37H220V38H217V39H215V40H213V41H211V40H209V39H207L206 38V40H209L210 42L208 43L207 42V45L205 44V45H202V43L203 42H205V41H203L202 43H197V44H199V45H197L196 44V42H193V44H196V45H193V46H191V49L189 50H187V51H185V52H183V54H181V53H178L177 54V52L176 51H178V49L177 50H174V49H172V47L175 45V43H174V41H170L171 43L169 44L167 41V43H168V45L170 46V47H168V46H166V47H168V48H165V49H170V50H174V51H171L170 52V50H169V53L168 52H166V54L165 55H167L168 54V57H166V65H164V63L163 64H161L162 66L160 67L159 65H160V62H164L165 60V58H164V54H161V55H163V58L162 59H159L160 57H159V55H155V57H159V58H157L156 60L157 61H151V60H144V59H146V57L148 58V57H150L151 56V54H152V52L150 53V56H148L147 54V56L144 54V52H143V54L144 55H142V57H145L144 59H141V57H140V60H139V58H138V60H136V62H134V63H131V64H133V67L134 66H137V71H138V74H141V73H149V74H153V75H156V74H160L159 72H161L162 70V72H164L163 74H162V72H161V74L164 76V74H165V71L167 70V72H169V69H170V67H172V66H176V64L178 63V64H180L178 61V59H179V54H181V55H183V57L187 60V63L189 62V65H190V72H188V70L186 69V70H184V71H186L184 74L186 75V76H189V79L187 80V82H189V80L190 81H192V80H195V76L196 77H198V79L197 80H199V81H203V82H206L207 84H208V81L210 80V76H212L209 72H207V71H205L207 68H208V70H209V65L213 62V66L215 67L217 64L216 63H223L224 61L226 62H228V63H230V65H233L234 64V66L236 65V64H238L239 62H241L240 64H242V65H244V66H242L241 68H242V72H241V74H242V79H241V82L243 81V80H245V81H247L248 80V82L249 81H252V83L254 84L255 82H256V84L258 83V81H257V79H259L260 77L259 76H257L256 78V81H255V77H254V75H256L255 74V71H256V64H255V60H257L259 57H264V47H262V46H264V22H262L261 24H258V22H257V24H254L253 23V21H251V22H244L243 24H241ZM116 26V25H115ZM148 26H150V25H148ZM182 26V27H183ZM185 26H184V28H185ZM24 27V26H23ZM22 27V30H27V28L29 29V27L28 26H26L25 25V27L26 28H23ZM100 27V29L102 30V31H98V33L100 34L99 35V37L101 36V35H103L104 37H102V38H105V36H107L108 35V28L106 29V27H104V29H102L101 27H102V25H100L99 26ZM109 27V26H108ZM140 27H143V26H140ZM170 27V26H169ZM186 27V28H187ZM196 27V26H195ZM194 27V28H195ZM30 28H32V27H30ZM152 28V27H151ZM155 29H156V27H154ZM151 29V31H153V30H155V29ZM197 28V27H196ZM4 29H6V28H4ZM10 29V28H9ZM12 33H13V35L14 36H16V38H18V39H21L23 36H25V35H23L24 33V31H22L21 30V28L19 29V27H18V29L17 30H19L20 32H18L17 33V31H16V27H13L12 26ZM96 29V30H95ZM115 29V28H114ZM133 29V28H132ZM132 29L130 28L129 30H131L132 31ZM136 29H138L137 27H136ZM158 29V28H157ZM187 29H190V27L189 28H187ZM192 29V28H191ZM2 30V29H1ZM11 30V29H10ZM9 30V31H10ZM51 30V29H50ZM110 30H111V27H110ZM128 30V33L130 32ZM145 30H147V31H150V30H148V28H145ZM159 30V29H158ZM22 31V32H21ZM92 30H90V32H91ZM155 31H157V30H155ZM173 32H174V29L172 30ZM172 31H171V33H172ZM4 33L6 32V30H4L3 31ZM27 32V31H26ZM95 32H94V34H95ZM101 32V33H100ZM127 32V31H126ZM125 32V33H126ZM170 32V31H169ZM206 32V31H205ZM204 32V33H205ZM109 33H110V31H109ZM152 33V32H151ZM155 33V32H154ZM156 33H158V32H156ZM175 33V32H174ZM179 32H177V34H178ZM117 34H119V33H117ZM116 34V35H117ZM142 34V33H141ZM161 34V33H160ZM254 34H256V36L258 35L259 37H258V39L255 37V36H253L252 37V35H254ZM27 35V34H26ZM92 35V34H91ZM90 35V36H91ZM120 35V34H119ZM124 35V34H123ZM123 35H122V37H123ZM129 35H132L131 34V32L127 35V36H129ZM167 35V34H166ZM169 35H175L176 36V34H168L167 36H169ZM22 36V37H21ZM156 36V35H155ZM166 36V37H167ZM27 37V36H26ZM98 37V38H99ZM109 37V36H108ZM108 37H107V39H108ZM116 37V36H115ZM118 37V36H117ZM213 37H215V36H213ZM212 37V38H213ZM256 39H255V38ZM23 38H25V37H23ZM132 38V37H131ZM150 38V37H149ZM161 38V37H160ZM169 38V37H168ZM116 40H117V38H115ZM122 39V38H121ZM157 39V38H156ZM248 39V40H247ZM78 40V39H77ZM90 41H92V36L90 37V39H89ZM105 40V39H104ZM110 40H112V39H110L109 38V41ZM114 40V39H113ZM115 40V41H116ZM136 41L138 40V39H135ZM145 40V39H144ZM144 40L142 41V42H144ZM150 40H152V38L150 39ZM163 40H165V38L163 39ZM168 40H171L170 38L168 39ZM147 41H149V40H147ZM41 42H43L42 40H41ZM79 42H81V41H79ZM103 42H105V41H103ZM121 42V41H120ZM164 42V41H163ZM112 43V42H111ZM116 43H117V41H116ZM122 43V42H121ZM137 43V42H136ZM113 44H114V42H113ZM141 44V43H140ZM174 44V45H173ZM45 45V44H44ZM81 45H83V42L81 43ZM84 45H86V44H84ZM111 45V44H110ZM142 45H144V44H142ZM116 44L115 45H113V47H114V49L116 48ZM120 46V45H119ZM172 46V47H171ZM54 47H55V45H54ZM108 47H110L109 45L107 46V48ZM111 47H112V45H111ZM148 47H150V46H148ZM174 47H176V46H174ZM85 48V47H84ZM106 48V47H105ZM105 48H104V50H105ZM181 48V47H180ZM147 49V48H146ZM164 49V50H165ZM4 50L5 51H11V50H15V51H18V53H15L16 55L17 54H19L20 56H22L23 58H25V57H28V56H30V51H29V46L26 44V43H24V44H22L21 45V47L19 46V45H17L16 43H15V45H13V46H10V47H5L4 48ZM108 50H109V48H108ZM108 50H106L107 52H108V54L112 51H108ZM148 50V49H147ZM181 50V49H180ZM14 51V52H15ZM106 51L105 52H102V54L103 53H106ZM183 51V50H182ZM253 51H255V52H253ZM74 50L73 49H71L70 50V52H68V53H71V55H74ZM93 53H94V51H92ZM148 52H149V50H148ZM14 54V56L15 57H17L16 55ZM37 55V54H36ZM91 55H92V53H91ZM160 55V56H161ZM94 57V56H93ZM154 57V56H153ZM155 57H154V59H155ZM253 57H254V59H253ZM95 58H96V56H95ZM151 59H152V57H150ZM37 59V58H36ZM93 59V58H92ZM159 59V60H158ZM34 60V59H33ZM162 60V61H161ZM35 61H39V58H38V60H35ZM57 61V60H56ZM74 61H76V60H74ZM73 61V62H74ZM183 61V60H182ZM12 63V62H11ZM82 63V61L80 62V64ZM107 64V63H106ZM130 64V65H131ZM183 64V63H182ZM215 64V65H214ZM1 65V64H0ZM59 65V64H58ZM93 65V64H92ZM164 65V66H163ZM9 66H10V63H5V65H4V68L3 69H1L2 70V72L3 73H5V72H7L8 71V69H9ZM77 66H79L78 64H77ZM81 66H82V64H81ZM84 66V65H83ZM86 66V65H85ZM132 66V65H131ZM179 66H181V64L179 65ZM200 66V67H199ZM73 67L74 66H71V68L73 69ZM162 67H164L163 69H161L160 70V68H162ZM177 67H178V65H177ZM194 67H198L199 68V70H198V68H196L197 70L196 71H198V73H199V71H200V74H195L194 75V73L192 74L191 73V71H193L195 68ZM218 67H220V66H218ZM223 67V66H222ZM95 68V67H94ZM111 68H113V67H111ZM173 68H175V67H172V69ZM201 68V69H200ZM83 69V68H82ZM181 68H179V70H180ZM237 69V68H236ZM176 70H177V68H176ZM178 70V71H179ZM212 70H213V67H212ZM172 71V70H171ZM211 71V70H210ZM12 72V71H11ZM66 72V71H65ZM71 72V71H70ZM134 72H135V70H134ZM176 72V71H175ZM180 72V71H179ZM105 73V72H104ZM178 73V72H177ZM190 73H191V75L193 76V79H192V76L190 77ZM99 74V73H98ZM96 75L95 77L93 76V77H89V78H83V79H81V78H79V79H75V80H73L72 81V85L71 86H73L74 88H79V87H81L82 89L81 90H83V92L85 93L86 91L85 90H87V91H89V90H91V88H92V82L94 83V81L93 80H95L96 82H97V85H99L100 86V88L104 91V88H106V87H108V84H110V83H114L115 85H116V87L115 86H113L116 90H118V88L120 89V83L122 82L123 83V81H122V78H121V74H123V72L122 73H119V72H116L115 73V71L114 72H110V73H108L107 72V74H104V75ZM146 75V74H144V76L146 75V77L148 76H150V75ZM168 74H170V73H167V74H165V75H168ZM173 74V73H172ZM210 74V75H209ZM259 74V73H258ZM157 75V76H158ZM162 75H160L161 77H162ZM174 75H176V73H174ZM180 75V74H179ZM206 75H209V76H207V77H210L209 79H206L205 81H204V78H207V77H205ZM215 75V74H214ZM91 76V75H90ZM141 78H142V76L141 75H139ZM137 77V76H136ZM135 77V78H136ZM140 77H138V78H140ZM145 77V78H146ZM148 77H147V79L146 80H148ZM151 77V76H150ZM213 77V76H212ZM216 77V76H215ZM56 78H57V76H56ZM74 78V77H73ZM135 78H133V79H131L132 81L133 80H135ZM152 78V77H151ZM150 78V79H151ZM155 78H157V77H154V79ZM158 78H159V76H158ZM166 78V77H165ZM167 78H170L171 80H172V77H170L169 75H168V77ZM185 78V77H184ZM184 78H183V80H184ZM249 78H251V79H249ZM153 78L151 79V80H154ZM175 79L177 80V78L175 77ZM187 79V78H186ZM254 81H253V80ZM140 80V79H139ZM144 80V79H143ZM163 80H165V79H163V77H162V79H161V82H163ZM183 80H182V82H183ZM208 80V81H207ZM216 80V79H215ZM214 80V81H215ZM260 80V79H259ZM126 81V80H125ZM137 80H135L133 83H128V82H130V79H129V81H127V83L128 84H126V82H124L123 84H124V87L123 88H126L128 91H132V92H137L136 94H138V92H139V88H140V86H137L138 84L137 83H135ZM142 81V80H141ZM156 81H158V80H156ZM165 81H168L169 82V79H166ZM218 81V80H217ZM148 81H146V83H147ZM152 82V81H151ZM150 82V84H152ZM167 82V85H168V87H169V83ZM194 81H192L191 82V84H194L193 83ZM202 82V83H203ZM224 82V81H223ZM248 82H246V83H248ZM122 83H121V85H122ZM155 83V82H154ZM164 83V82H163ZM171 83V82H170ZM175 83H177V82H175ZM196 83H197V81H196ZM214 84H216V81L215 82H213ZM219 83H220V81H219ZM42 84H44V83H42ZM41 84V85H42ZM140 84V83H139ZM159 84V83H158ZM184 84V83H183ZM182 84V85H183ZM187 85H188V83H186ZM218 84V83H217ZM249 84V83H248ZM248 84H246V85H248ZM11 85V84H10ZM68 85V84H67ZM119 85V87L117 88V86ZM145 85V84H144ZM164 85V84H163ZM163 85H162V87H163ZM166 85V86H167ZM200 85V84H199ZM198 85V86H199ZM202 85V84H201ZM205 86H206V84H204ZM203 85V86H204ZM229 85V84H228ZM154 86H157V85H154ZM165 86V85H164ZM178 86V85H177ZM181 86V85H180ZM192 86V85H191ZM214 86V85H213ZM224 86H225V84H224ZM143 87V86H142ZM148 87V86H147ZM159 87V86H158ZM162 87H161V89H162ZM171 87V86H170ZM175 87H176V85H175ZM175 87H174V90L176 91H178V89L176 88L175 89ZM179 87V86H178ZM185 87H187V86H185ZM195 90H196V92H197V86L195 85ZM201 87V86H200ZM215 87H218V86H216L215 85ZM221 86L219 85V90L221 89L220 88ZM152 88V87H151ZM155 88V87H154ZM166 89H170V88H167V87H165ZM189 88V87H188ZM211 88V86H209V89ZM234 88V87H233ZM247 88V87H246ZM142 88H140V90H141ZM156 89H157V87L155 88V91H156ZM164 89V88H163ZM165 89V90H166ZM179 89H181V88H179ZM183 89V88H182ZM182 89L181 90H179L178 91V93L179 94H182L181 92H182ZM194 88H193V86H192V90H193ZM205 88H202L201 87V90H204ZM215 89V88H214ZM213 89V90H214ZM225 89V88H224ZM7 90V89H6ZM37 90H39V88L37 89ZM40 90H42L41 88H40ZM45 90V89H44ZM43 90V91H44ZM68 90V92H66V95H70L71 94V92L72 91H69L70 89H67ZM116 90H114V92L116 91ZM150 90H152V89H150ZM165 90H164V92H165ZM172 90H173V85H172ZM216 90V89H215ZM46 91V90H45ZM121 91H122V88H121ZM121 91H119L118 90V92H117V97H118V95L120 94L119 92H121ZM124 91V90H123ZM158 91H160L161 92V90L158 88ZM170 91V90H169ZM174 91V92H175ZM189 91H191L190 90V88H189ZM207 91V90H206ZM205 91V92H206ZM37 92V91H36ZM42 92V91H41ZM81 92V91H80ZM109 92H111V91H109ZM144 92H145V90L143 91V95H144ZM149 92V91H148ZM154 92V91H153ZM152 92V93H153ZM164 92H162V93H164ZM185 92V91H184ZM205 92H203V93H205ZM216 92V91H215ZM236 92V91H235ZM38 93H39V91H38ZM43 93V92H42ZM41 93V94H42ZM75 94L76 93H78V91H76V92H74ZM84 93H82V94H80V97L82 98L83 96H85L84 97V100H88L87 101V103L88 102H90L91 101V99H93V98H91L89 95H87V96H89L90 97V101H89V98L86 96V95H83ZM113 93V92H112ZM167 93V92H166ZM170 93H172V91L170 92ZM178 93H175L174 94V96L177 94L178 95ZM200 93H201V91H200ZM202 93V94H203ZM221 93V92H220ZM4 94H5V92H4ZM35 94H37V93H35ZM40 94V93H39ZM38 94V96H40ZM57 94V93H56ZM75 94H73V95H75ZM110 93H108V95H109ZM140 94H141V92H140ZM150 94V93H149ZM148 94V95H149ZM154 94V93H153ZM167 94H169V93H167ZM184 94V93H183ZM183 94H182V96H183ZM188 94H189V92H188ZM191 95H192V93H190ZM194 94H195V92H194ZM197 94V93H196ZM195 94V95H196ZM214 94V93H213ZM251 95H252V93H250ZM250 94H248V95H250ZM81 95H83V96H81ZM103 95V94H102ZM122 95V94H121ZM121 95H119V96H121ZM147 95V94H146ZM145 95V96H146ZM160 95V94H159ZM170 96L171 95H173V94H169ZM198 95V94H197ZM196 95V96H197ZM38 96H35L36 97V99L35 100H37V97ZM56 96V95H55ZM60 94H57V98L59 97L60 98ZM63 96V95H62ZM72 96V95H71ZM78 96H79V94H78ZM93 96H95V95H93ZM111 96V95H110ZM109 96V97H110ZM113 96V95H112ZM129 96V95H128ZM134 96V95H133ZM136 96V95H135ZM134 96V97H135ZM145 96H142V97H145ZM151 96H152V94H151ZM153 96H155V95H153ZM193 96V95H192ZM191 96V97H192ZM208 95H206V97H207ZM224 96H225V93H224ZM237 96V98H239V94H237L236 95ZM31 97V96H30ZM88 98V99H85V98ZM105 97V96H104ZM107 97V96H106ZM108 97V98H109ZM130 97V96H129ZM128 97V98H129ZM140 97V96H139ZM148 97V96H147ZM156 97H158V93H157V96ZM161 97V96H160ZM177 97V96H176ZM176 97H174V99H173V102H174V100H176ZM195 97V96H194ZM198 97V96H197ZM199 97H200V95H199ZM250 97V96H249ZM32 98V97H31ZM34 98V97H33ZM40 98V97H39ZM70 98H72L73 99V97H70ZM95 98L96 97H94V100H95ZM136 98V97H135ZM151 98H153V97H151ZM151 98L149 99L148 98V100H151ZM155 98V97H154ZM180 98H181V96H180ZM227 98V97H226ZM68 99H69V97H68ZM68 99H66L67 101H68ZM118 99H119V97H118ZM124 99V98H123ZM123 99H122V101H123ZM141 99V98H140ZM140 99L138 98V101L140 102ZM170 99V98H169ZM191 99V98H190ZM16 100H18L19 102H21L20 101V99H17L16 98ZM16 100L14 99L13 101H15L14 102V104L13 105H15V103H16ZM29 100V99H28ZM34 100V101H35ZM76 100V99H75ZM78 100V99H77ZM98 100V99H97ZM106 100V99H105ZM104 100V101H105ZM134 100H136V99H134ZM142 100V99H141ZM160 100H162V99H160ZM165 100H167V99H165ZM177 100L179 101L180 99H179V96L177 97ZM176 100V101H177ZM227 100V99H226ZM27 101V100H26ZM33 101V100H32ZM61 101H62V104L65 102V99L63 100V98L60 100V101H55V102H53V103H51V104H49L50 106L51 105H58L59 103H61ZM64 101V102H63ZM108 101V100H107ZM120 101V100H119ZM144 101V100H143ZM145 101H146V99H145ZM152 101V100H151ZM170 101L171 100H169V103H170ZM181 101V100H180ZM184 102H186V99L185 100H183ZM251 101H253V99H251ZM56 102H57V104H56ZM77 101H75V103H76ZM79 102H80V100H79ZM79 102H77V103H79ZM84 102V101H83ZM83 102H81L82 103V105H83ZM98 102H99V100H98ZM98 102H92V103H88V105H87V103H86V105L89 107V105L90 104H95V103H97V105H98ZM103 102V101H102ZM106 102V101H105ZM108 102H111V100L109 99V101ZM117 102V101H116ZM153 102H154V100H153ZM183 102V103H184ZM256 102V101H255ZM258 102V101H257ZM11 104H12V102H10ZM26 103V102H25ZM69 103H72L71 102V100L69 101ZM75 104L76 105V110H77V108H79L80 107V109L82 108L83 109V107H84V105L83 106H81V105H78V104ZM118 103V102H117ZM142 103V102H141ZM146 103V102H145ZM157 103H159V102H157ZM241 103V108H242V102H240ZM252 103V102H251ZM10 104V105H11ZM65 104V103H64ZM80 104V103H79ZM93 104V107L92 106H90V107H92V108H90V110H89V108L87 107V109H86V107L84 108V111L85 110H87V111H89V112H96V111H94V109L96 108V107H98L97 105H96V107H95V105ZM106 104L107 103H105V105L103 104L102 106H105L106 107ZM120 104V103H119ZM123 104V103H122ZM127 104V103H126ZM151 104H152V102H151ZM171 104H172V102H171ZM255 104H257V103H255ZM25 105H27V104H25ZM30 105H32V104H30ZM79 107H78V106ZM113 105V104H112ZM114 105H115V102H114ZM113 105V106H114ZM142 105V104H141ZM147 104H145L144 105V107H145V109H147L148 107V105H150V104H148L147 106H146ZM162 105V104H161ZM165 105V104H164ZM173 105H175L176 106V109L178 110L177 112L178 113H176V116H178V114L180 113V108H179V106H181L182 105V102H181V104H180V102H178V106H177V104L175 103V104H173ZM173 105H171L172 106V108L174 107ZM185 105V104H184ZM183 105V106H184ZM254 105V104H253ZM9 106V105H8ZM21 106H23V105H21ZM67 105H60V107H63V109H64V107H66ZM69 106V105H68ZM67 106V107H68ZM100 106H101V104H100ZM101 106V107H102ZM119 105H117V106H115V107H118ZM123 106H124V104H123ZM122 105H120V107H123ZM126 106V105H125ZM143 106V105H142ZM155 106H157V104H156V102H155ZM166 106V105H165ZM168 106V105H167ZM170 106V105H169ZM169 106H168V109L166 108V110H170L169 109ZM250 106V105H249ZM255 106H257V105H254V111H256V110H258V109H256V107ZM260 106V105H259ZM259 106H258V108H259ZM23 107H25V106H23ZM27 107V106H26ZM30 107V106H29ZM28 107V108H29ZM43 107H45V106H43ZM52 108H53V106H51ZM109 107V106H108ZM143 107V108H144ZM147 107V108H146ZM154 107V106H153ZM185 107H186V111L188 110V111H190V109H187V107L189 108V104H188V101H187V105H185ZM185 107H183V108H185ZM192 107V106H191ZM252 107V106H251ZM5 108H7V110L9 111H7V113L9 114L10 112L11 113H13L14 112V107H12V108H10V109H8V107L7 106H5ZM16 108H17V106H16ZM47 108V107H46ZM57 108V107H56ZM99 108V107H98ZM97 108V109H98ZM103 108V107H102ZM101 108V109H102ZM110 108H112V107H110ZM152 108V107H151ZM181 108H182V106H181ZM182 108V109H183ZM217 108H219V107H217ZM262 108H264V105H262ZM48 110L50 109V107H48L47 108ZM47 109H45L46 111H47ZM54 109H55V106H54ZM58 109V108H57ZM80 109L79 110H77V112L78 111H80ZM97 109H95V110H97ZM118 108H116L115 110H117ZM124 109V108H123ZM158 109V108H157ZM175 109V108H174ZM232 109V108H231ZM242 109H244V107L242 108ZM4 109H2V115L1 116H3V111ZM60 110V109H59ZM59 110H57L58 111V113H59ZM62 110V109H61ZM60 110V111H61ZM65 110H66V108H65ZM69 110H70V108H69ZM93 110V111H92ZM105 110V109H104ZM118 110H121L120 108L118 109ZM164 110V109H163ZM173 110V109H172ZM185 109H183V111H184ZM13 111V112H12ZM15 111H16V109H15ZM23 111V110H22ZM68 111V110H67ZM75 111V110H74ZM142 111H143V109H142ZM148 112H149V108H148V110H147ZM154 111V110H153ZM182 111V110H181ZM183 111H182V113H183ZM240 110H238L237 111V113H234V110L231 112L232 114H233V116H232V114H230V117H232L231 118V120H230V123H231V126H232V132L231 133H227V132H223V134H218V133H216V131L214 132V133H212V131L210 132V130L209 131H205L206 132V136H208L210 133L212 134H210V136H213V138L214 139H212V141H211V143L213 144H217V145H215V147H214V149L212 150L211 149V146H210V144L208 145V144H206V142H205V144H202V143H198V138H199V140H200V136H201V134H200V132L201 131H199V133H198V131H197V128H198V126H197V124H196V122H198L196 119V122L194 121V123L196 124H194L193 126H187L189 123H190V121H189V123L188 124H184L183 122H184V120H182L183 122H181V121H179L178 119L179 118H181L180 117V115H182V113L181 114H179V118L178 117H176V116H174L175 118L172 120L173 121V123L176 121V120H178L179 122L178 123H175L174 124V126L172 127V129H171V131H169L170 132V136H169V138H167V135H166V137H164L165 135V133H166V131H165V133H162L161 134V129L160 128H153L152 127V129L151 128H149L148 130H149V132H146L147 130L144 128V126H143V128L141 129L142 131H143V136L145 137V138H147V140L149 141V143L148 144H151V146H150V154L152 155V156H154V158H155V156L158 154V153H156V151H157V149L159 150L161 147L162 148H164L163 150H164V152L166 151V152H168L167 154H168V159H170L169 157H175L176 158V160H177V162L179 163V164H182V166L183 167H180L181 169L182 168H184L185 170V172L187 173V175H191L194 171H195V169L196 168H198L197 166H198V162H196L197 163V165H196V163H195V161H194V163L193 162H191L190 160H188V158H189V155L187 156L186 154H179L180 152H179V150L177 151L176 150V148H179L180 147V145H184V146H186V150H190V148L191 149H193L195 152H196V156H198V158H201V160H208L209 159V163L208 164H212L213 163V161L215 160V156L216 155H220V153H221V155H223L222 157H224L226 160L227 159H232V157H235V155L236 154H238L240 151H242V149H243V147H245V149H246V146L247 147H250V148H253V149H260L259 150V152H261V150L262 151H264V111H262V109H261V111H262V113L260 112V114H259V116H260V118H259V116L258 115H254V117H253V114L252 113H250V112H247V111H243L244 113H245V115L247 116V118L248 119H244V118H242V114H244V113H242L241 111L239 112ZM48 113H49V111H47ZM52 112H54V111H52ZM52 112H50L51 113V115H52ZM77 112H74V113H76V114H78L79 115V113H77ZM98 112H99V110H98ZM98 112H97V114H98ZM143 112H145V110L143 111ZM148 112H145V114L146 113H148ZM150 112H151V109H150ZM163 112V111H162ZM173 112H174V110H173ZM173 112H171L170 111V114L171 113H173ZM218 112V111H217ZM11 113H10V115H11ZM15 113V112H14ZM32 112H30V114H31ZM48 113H45V114H47L48 115ZM61 113H63V114H65V112H64V110H62L61 111ZM72 113V112H71ZM70 113V114H71ZM86 114H87V112H85ZM102 113V112H101ZM123 113V112H122ZM158 113V112H157ZM187 113L188 112H186V115H187ZM29 114V115H30ZM54 114H56V113H54ZM89 114V113H88ZM92 114V113H91ZM94 114V113H93ZM161 114V113H160ZM184 114V113H183ZM189 114V113H188ZM200 114H202V113H200ZM228 114H229V112H228ZM4 115H5V113H4ZM27 114H24V118L25 117H28L29 115H27ZM32 115V114H31ZM30 115V116H31ZM46 115V116H47ZM60 115H62V114H60L59 113V116ZM78 115H76V117H74V118H76L77 119V117H78ZM80 115H82V114H80ZM121 116H122V114H120ZM156 115V114H155ZM154 115V116H155ZM203 115V114H202ZM223 115V114H222ZM40 116V115H39ZM46 116H44V118L46 117ZM50 118H51V116L50 115H48ZM54 116V115H53ZM75 116V115H74ZM100 117V114L99 115H97V117ZM101 116H103V113L101 114ZM143 116H145L144 115V113H143ZM150 116V115H149ZM148 116V117H149ZM37 117H38V115H37ZM41 117V116H40ZM88 117V120H86L87 122L89 121L90 122V120H89V118L90 119H92L93 118V116H87V115H85V119ZM92 117V118H91ZM97 117H95V119L97 118ZM147 117V118H148ZM159 117V116H158ZM186 117V116H185ZM199 118L200 116H196V117H194V118ZM206 117V116H205ZM209 117V116H208ZM223 117V119L225 118L224 116H222ZM32 118H33V115H32V117H31V121H32ZM39 118V117H38ZM42 118V117H41ZM58 118V117H57ZM62 118H64L63 116H62ZM65 118H67V117H65ZM73 118V120L75 121V119ZM145 119H146V116L144 117ZM178 118V119H177ZM183 118V117H182ZM213 118V117H212ZM17 119V117L15 118V120L14 121H17L16 120ZM18 119H19V117H18ZM21 119V118H20ZM26 119V118H25ZM28 119V118H27ZM36 119V118H35ZM48 119V118H47ZM52 119V118H51ZM100 119V118H99ZM99 119H96L97 121H95V124H96V122H98V120ZM120 119H121V117H120ZM151 119H153V118H151ZM184 119V118H183ZM202 119H204V116H203V118H200V120H202ZM207 119V118H206ZM220 119V118H219ZM249 119H251V121H252V123H250V122H248L247 120H249ZM11 120V119H10ZM44 120H46V118L44 119ZM70 120H72V115H71V118H70ZM103 120H105V119H103ZM103 120H100V122H98L97 124V126L99 127V128H97L96 130H93L94 128H93V124H94V121L93 122H91V123H88V124H92V125H88V124H86V125H88L90 128H91V126H92V128L93 129H91L92 130V133H91V135L93 134V132L96 134L98 131V129H102V130H99V132L100 131H102V132H104L103 131V128H101L100 126H99V124L101 125L102 123H103ZM109 120V119H108ZM107 120V118H106V120H105V123H103V124H106V125H108V123L109 124H111V123H113L112 121H108ZM115 120V119H114ZM156 120V119H155ZM181 120V119H180ZM186 120V119H185ZM21 122H22V120H20ZM20 121H18V123L20 122ZM30 121V120H29ZM36 121V120H35ZM41 121V120H40ZM49 121H50V119H49ZM49 121H47V123H48V125H49V123H51V122H49ZM52 121V123H53V121H54V119H52L51 120ZM59 121H61V120H59ZM69 121V120H68ZM146 121V120H145ZM147 121H148V119H147ZM149 121L151 122V124H152V121L149 119ZM148 121V122H149ZM191 121H193V119H191ZM211 122H212V120H210ZM217 121V120H216ZM23 122H25L24 120H23ZM22 122V123H23ZM37 122H38V120H37ZM45 122V121H44ZM44 122H40V125H42ZM58 122V121H57ZM65 122V124H66V126H67V121L65 120L64 121ZM64 122L62 121V123H61V125L63 124L64 125ZM83 122H85V121H83ZM106 122H108V123H106ZM111 122V123H110ZM116 122V121H115ZM123 122H124V124H123ZM148 122L146 123L148 126H150L149 124H148ZM204 122V121H203ZM206 122H207V120H206ZM12 123H13V121L11 120V123H9L10 125H9V128L8 129H10L11 127H12ZM15 123H17V122H15ZM36 123V122H35ZM34 122H33V124L31 125V127H30V129H32L33 127V125L35 124ZM42 123V124H41ZM47 123H46V125H47ZM55 123V122H54ZM70 123V122H69ZM71 123H73V122H71ZM71 123L69 124V128L71 127L70 125H71ZM120 123H121V121H120ZM172 123V124H173ZM208 123V122H207ZM216 123V122H215ZM37 124H39V123H37ZM58 124L60 125V122H58ZM82 124V123H81ZM81 124H79L80 126H84V124L83 125H81ZM114 124V123H113ZM115 124H117V123H115ZM115 124H114V126H115ZM122 125H124V126H126L125 125V120L124 121H122V123H121ZM121 124H117V128H119L120 127V125ZM127 124H129V122L127 123ZM144 124H145V122H144ZM156 124V123H155ZM160 124H162V123H160ZM200 124V123H199ZM205 124V123H204ZM208 124H210V123H208ZM214 124V123H213ZM220 124H221V126H223V124H225V122L222 124L221 122H220ZM229 124V123H228ZM6 125V124H5ZM13 125H15V124H13ZM40 125H37V126H40ZM52 125H54V124H52ZM51 125V126H52ZM56 125V124H55ZM54 125V126H55ZM59 125H58V127H59ZM60 125V126H61ZM63 125H62V128H61V130L59 131V132H62V133H64V131H66V133H67V130L69 129H64V127H63ZM105 125V126H106ZM121 125V126H122ZM163 125V124H162ZM16 126V125H15ZM28 126V125H27ZM35 126V125H34ZM50 126V125H49ZM50 126V127H51ZM65 126V127H66ZM88 126H86L85 128H86V130L88 129L87 127ZM96 125L94 126L95 128L97 127ZM105 126H103V127H105ZM111 127L110 128H108V126H107V128H106V130L108 129V131L106 132V134L105 135H107V136H105V135H103V136H105L106 138H107V140H106V142L108 141V140H110L111 141V139H114V140H116V137L118 136H116V134H117V132H119V135H121V133H122V131L121 130H117V132L115 131V130H113V129H115V127L114 126H112V124L110 125ZM128 126H130V125H127V127ZM139 126V125H138ZM152 126V125H151ZM172 126V125H171ZM170 126V127H171ZM206 126H208L209 127V125H206ZM220 126V127H221ZM8 127V126H7ZM7 127H5V128H7ZM21 126L19 125V127L17 128V129H21L20 128ZM46 127H48V126H45V130H47L46 129ZM49 127V129H51ZM57 127V126H56ZM53 128L52 127V129L51 130H48L49 132H51V134L52 135H54V134H56L57 133V130H59V129H57V128ZM76 127H77V124H76ZM112 127H114V128H112ZM126 127V128H127ZM195 127H197L196 129H195ZM225 127H226V125H225ZM227 127H228V125H227ZM226 127V128H227ZM229 127H230V125H229ZM229 127H228V129H229ZM13 128V127H12ZM11 128V129H12ZM24 128V130H25V126L24 127H22V129ZM28 128V127H27ZM37 128H39V127H36V129H35V127H34V129H32V130H34V133L36 132V130H39V129H37ZM84 128V129H85ZM125 128V127H124ZM131 128H132V126H131ZM207 128V127H206ZM213 128V127H212ZM211 128V129H212ZM217 128V127H216ZM239 131V133H236V129ZM7 129V130H8ZM10 129V130H11ZM14 129L16 130V128L14 127ZM62 129H64V130H62ZM76 129V128H75ZM163 129H165L166 130V128L164 127ZM162 129V130H163ZM207 129H209V128H207ZM220 129V128H219ZM219 129H218V131L217 132H219ZM221 129H223L222 127H221ZM230 129H231V127H230ZM15 130H13V133H14V131ZM19 130H17L16 132H18L17 134H20V135H22V136H20V138L22 137L23 138V134L22 133H26V132H24V130H20L21 132H19ZM27 131H28V129H26ZM45 130H44V132H45ZM71 130L72 129H70V131H69V133H72L71 134V136H73L74 134H77V133H80V135L82 134L78 129H76V133H74L73 134V130H72V132H71ZM81 130H83V127H82V129ZM123 131H126V130H124V129H122ZM168 130H170L169 128H168ZM167 130V131H168ZM204 130H206L205 128H204ZM9 131V130H8ZM79 131V132H78ZM87 131H89V132H87ZM85 133H84V131H83V134H85V136H83V135H81V136H83V139H84V137L87 139V138H93V136H88V135H86V134H90V130H87ZM97 131V132H96ZM115 131V132H114ZM127 131H128V129H127ZM133 130H131V132H132ZM141 131V132H142ZM228 131V130H227ZM231 131V130H230ZM229 131V132H230ZM3 134L5 133V132H3V130L1 131ZM30 132V131H29ZM32 132V131H31ZM31 132H30V134H31ZM104 132V133H105ZM121 132V133H120ZM139 132H140V130H139ZM163 132V131H162ZM168 132V133H169ZM13 133H10V134H8V133H6V134H8V136H9V140L11 139L12 140V134ZM33 133V134H34ZM40 133V132H39ZM60 134V133H58V134H60V136L62 137L64 134L66 135V133H64V134ZM112 133H116L115 134V136L114 135H112ZM123 133H125V132H123ZM133 133H135V132H133ZM145 133L147 134V135H145ZM167 133V134H168ZM197 133H198V135H199V137L197 136ZM202 133H204V132H202ZM220 133V132H219ZM225 133V134H224ZM244 133H246V134H248L249 136H246ZM16 134V133H15ZM27 134V133H26ZM29 134V133H28ZM32 134V135H33ZM42 134H43V132H42ZM48 134V133H47ZM100 135H101V133H99ZM136 134H138V132H136ZM226 134H227V136H226ZM1 135V134H0ZM36 135V134H35ZM79 135V136H80ZM134 135V134H133ZM133 135L131 136V138L133 137ZM139 135V138H137V139H140V133L138 134ZM242 135H244L246 138L244 139L243 138V136ZM1 136H4V135H1ZM12 138H11V137ZM38 136H40V134L38 135ZM37 136V137H38ZM47 136V135H46ZM51 136V135H50ZM60 136H59V138H60ZM67 136H68V133H67ZM112 136H113V138H112ZM124 136H125V134H124ZM123 136V137H124ZM129 136V135H128ZM19 137V136H18ZM25 137H26V135H25ZM30 137V139H31V137L32 136H29ZM54 137V136H53ZM56 137V139L58 138V135L57 136H55ZM55 137H54V141L56 142V139H55ZM73 137H78V135L76 136H73ZM95 138H94V140L96 139V136H94ZM138 137V136H137ZM198 137V138H197ZM15 138L16 137H14V140H15ZM21 138V139H22ZM34 138V137H33ZM43 138V137H42ZM48 138V137H47ZM50 139H51V141H52V137H49ZM65 139L66 137L64 136V137H62L61 139ZM69 138V137H68ZM70 138H72V137H70ZM79 138V137H78ZM78 138L76 139V140H78ZM98 138H99V136H98ZM97 138V139H98ZM111 138V139H110ZM121 138V137H120ZM144 138V139H145ZM2 140H3V142L4 141H6L5 140V138H1ZM49 139V140H50ZM60 139V140H61ZM100 139V138H99ZM104 139V138H103ZM126 139V137H124V139L123 140H125ZM34 140V139H33ZM39 141L37 142V143H35L34 145L37 147L38 146V148L42 145V144H40L41 142L40 141H42V140H40V139H38ZM66 140H68L67 138L64 140V141H66ZM88 140V150L87 151H84L87 155L90 153V155H94V154H91V153H93V152H95V151H92V150H89V143H90V145L91 146H93L91 143H95V142H93L94 140H89V139H87ZM117 140H118V138H117ZM116 140V141H117ZM122 140V139H121ZM121 140H119V141H121ZM129 141L131 140V139H128ZM127 139H126V141H128ZM133 140V139H132ZM131 140V141H132ZM141 140V139H140ZM140 140H139V145L141 146V143H140ZM203 140V139H202ZM17 141H19V140H17ZM22 141V140H21ZM23 141H24V139H23ZM22 141V142H23ZM25 141H27V140H25ZM30 142H32L31 140H29ZM29 141H27L28 143H29ZM37 141V140H36ZM46 141H48V140H46ZM62 141V140H61ZM61 141H59L58 140V142L60 143V145L62 144L61 143ZM90 141V142H89ZM97 141V140H96ZM119 141H117V143L119 142ZM131 141L129 142L130 144H131ZM135 141V140H134ZM203 141H205V140H203ZM0 142H1V140H0ZM7 142H9L8 140H7ZM20 142V141H19ZM43 142H45L44 140H43ZM68 142H69V140H68ZM133 142V141H132ZM145 143H146V141H144ZM143 142V143H144ZM57 143V142H56ZM64 143V142H63ZM76 144H77V141L75 142ZM115 144L114 145V141H113V143H112V141L110 142V145H109V147L110 146H117L118 144ZM127 144H128V142H126ZM134 143L135 142H133L132 143V145H129V146H134ZM5 144V143H4ZM9 144V143H8ZM21 144V143H20ZM23 144H25V143H23ZM22 144V145H23ZM27 144V143H26ZM125 144V142L122 144V146L119 148V150H121V148L123 147L124 149H125V146L126 145H124ZM211 144V145H212ZM1 145H3L2 143H1ZM0 145V146H1ZM28 145V144H27ZM32 146V144H29V148ZM58 145L59 144H56V147H58ZM59 145V146H60ZM128 145H127V150H129V149H131L130 147H128ZM145 145V144H144ZM143 145V146H144ZM5 146V145H4ZM25 146V145H24ZM70 145H69V143H68V149L70 148L69 147ZM142 146V148H144ZM8 147V146H7ZM23 147V146H22ZM45 147V146H44ZM67 147V146H66ZM109 147H108V149L106 150L104 147L102 148V151H103V149L104 150H106L107 152H108V150H110L111 151V149H109ZM117 147H119V146H117ZM145 147H147V146H145ZM182 148H180L182 151H183V149H184V147L183 146H181ZM187 147H189V149H187ZM23 148H28V147H23ZM55 148V147H54ZM59 148H61V146L59 147ZM87 148V147H86ZM113 148L114 147H112V151H113ZM129 148V149H128ZM136 148H139V147H136ZM136 148H133V149H136ZM148 148V147H147ZM161 148V149H162ZM222 148V149H221ZM3 149V148H2ZM43 149V148H42ZM66 149V148H65ZM75 149H77V147L75 148ZM117 150H118V148H116ZM133 149L132 150H130V152L129 153H132V151H133ZM0 150H1V148H0ZM27 150V149H26ZM60 150V149H59ZM73 150V149H72ZM72 150L70 151L71 152V154H72V157H71V159H72V161H73V157H74V155H76V154H73L72 153ZM117 150L115 151V152H117ZM123 151V152H125V154L127 155V152L128 151ZM142 150H144V149H142ZM142 150H140V151H142ZM147 150H149V149H147ZM147 150H146V153L144 152V151H142L143 153H144V155L145 154H148L147 156L149 157L150 155H149V153H147ZM3 151V150H2ZM29 151V150H28ZM32 151V150H31ZM31 151H29V153L31 154ZM37 151H38V149H37ZM42 151H45L44 149L42 150ZM52 151H54L55 153L58 151V149L56 148V150H52ZM62 151V150H61ZM65 152L67 151V149L66 150H64ZM63 151V152H64ZM88 151H90L89 153H88ZM101 150L99 151L100 153L102 152ZM106 151H103V154L105 155V152ZM136 151H139V150H137L136 149ZM160 151H162V150H160ZM33 154L32 155H36V154H38L39 152H36L35 151V149L33 150ZM36 152V153H35ZM58 152H60V151H58ZM62 152V153H63ZM64 152V153H65ZM83 152V151H82ZM114 152V153H115ZM134 152V151H133ZM163 152V151H162ZM162 152H160L161 154H162ZM177 152H179V153H177ZM245 152V151H244ZM0 153H3V152H0ZM28 153V152H27ZM28 153V154H29ZM40 153H41V151H40ZM43 153V152H42ZM96 153V152H95ZM97 153H98V151H97ZM97 153L95 154L96 156V158L93 156L92 158H91V160L93 159V158H95V159H97L98 160V166H97V164L95 165V167H99L98 169H97V171H96V169H95V167H94V163L92 164V163H90L91 161H89V163L90 164H92L91 166H92V168H94V169H92V168H89L90 167V165H88L87 164V166H86V162L85 163H83L84 162V160L86 159V161H87V158L86 157H84V159H82L83 160V162L81 161V159H80V161H81V163H82V165L83 164H85V165H83V167H81V168H83L82 170H84V166L86 167V170H87V168H89L91 171H89V172H93V170L95 171V173L96 172H98L100 169H101V165H99L100 163H105V162H103V160H104V158H102V156H103V154H102V156H101V158L103 159H101L100 160V156H98L97 155ZM99 153V154H100ZM111 153V155L112 156H110V157H114V155H116V153L113 155L112 154V152H110ZM118 153V152H117ZM128 153V155H130ZM135 153V152H134ZM139 154H140V152H138ZM142 153V154H143ZM176 153V154H175ZM183 153H184V151H183ZM218 153V154H217ZM242 153V152H241ZM59 154V153H58ZM60 154H61V152H60ZM70 154V153H69ZM69 154L68 153H66V157L67 158H65V159H68L70 156H71V154H70V156H69ZM82 154L83 153H81V155L80 156H82ZM85 154V155H86ZM119 154V153H118ZM166 154V155H167ZM240 154V153H239ZM63 155V154H62ZM85 155H83V156H85ZM122 155V154H121ZM134 155V154H133ZM133 155H131V157L133 156ZM135 155H137V154H135ZM143 155V156H144ZM165 155V156H166ZM170 155V156H169ZM240 155H242V154H240ZM240 155H238V156H240ZM244 155V154H243ZM37 156V155H36ZM35 156V157H36ZM49 156H52V155H49ZM108 156V157H109ZM142 156V155H141ZM140 156V157H141ZM143 156H142V158H143ZM146 156V157H147ZM161 156H163L164 157V153H163V155H161ZM187 156V157H186ZM237 156V157H238ZM22 157V156H21ZM24 157V156H23ZM32 157V156H31ZM44 157H46V158H48V156H44ZM44 157H42V159H41V162L42 161H46V160H44ZM99 159H98V158ZM107 157V156H106ZM106 158V159H109V158ZM119 158V156L117 155L116 156V158ZM138 157V156H137ZM139 157V158H140ZM145 157V158H146ZM147 157V158H148ZM157 157V156H156ZM163 157H162V159H163ZM194 157V156H193ZM221 157V158H222ZM237 157H235L236 158V160L235 161H237ZM241 157V156H240ZM0 158H1V155H0ZM18 158V157H17ZM50 158V157H49ZM59 158H61V157H59ZM58 158V159H59ZM76 159H77V156L75 157ZM90 157H88V159H89ZM117 158V159H118ZM120 158H122V157H120ZM119 158V159H120ZM124 158H126V157H124ZM134 158H135V156H134ZM145 158H143L142 160H141V158L139 159V160H141L142 162H144L143 160L145 159ZM146 158V159H147ZM235 158H233V159H235ZM2 159H3V157H2ZM11 159H13L14 160V158H11ZM32 159H34V158H32ZM53 159H55L53 156H52V162H53ZM56 159H57V157H56ZM57 159V160H58ZM65 159H63V157H62V161H67V160H65ZM70 159V158H69ZM94 159V160H95ZM161 159V158H160ZM159 158L157 159V160H159L160 162L162 161V160H160ZM241 159V158H240ZM1 160V159H0ZM3 160H6V158L5 159H3ZM10 160V159H9ZM13 160H10V161H8V159L5 161L6 162V164L5 163H3L4 165H7V164H9V162H13ZM18 160H19V158H18ZM38 160L39 159H37L36 161L38 162ZM50 161H51V159H49ZM59 160H61V159H59ZM57 161V162H60V161ZM75 160V159H74ZM96 160V161H97ZM110 160H112L111 158H110ZM131 160H133V159H131ZM131 160L129 161V159L127 160V161H129L131 164H128V166H130V167H127L126 165H125V167L126 168H129L132 172L131 173H129L127 176H126V171L124 172L125 173V177H122V178H118L116 175H117V172H115V171H113V170H111V168H109L110 166H108V168H106L105 166H106V164L103 166L102 165V168L103 169H101V171H103L104 170V167L106 168V169H108L110 172H108V173H110V175L107 173V171L108 170H104L103 172L104 173H102L101 171H99V174L101 173V175H103V176H106V180H104V178L105 177H103V180L105 181V182H103V183H99V184H97V185H94L93 187H95V189L97 190L96 191V193H97V196H99L100 198H101V202L103 203V207H105L107 210H109L110 212H111V214H112V221H113V223H115V225H119L120 223H122V222H124L123 221V219H126V215H125V212H124V209H123V207H122V205H123V203H124V197H125V194H127V192H129L130 191V188L128 187V185L130 186V184H131V186H132V188H135V189H137V190H139V189H141L142 188V185H143V182L145 181V180H143L144 178H146V176L145 175H150V173L152 174L154 171H156L155 169L157 168V170H158V168L160 167V168H162V169H160V170H158V172L159 173H157L156 172V174H155V172L152 174V175H154L155 174V176L157 175V174H161L162 175V183H163V177L164 176H166V179H167V176H169V178H170V174H172V172L170 173V171L171 170H174L173 168H175V166H174V164L176 163L174 160L175 159H173L172 161H173V163L174 164H172V162H171V164H172V166H174L173 168H171V170L168 168L169 167V164H166V161H165V165L164 166H159V167H156L155 165L157 164H155L154 165V162L153 161H155V162H157L156 161V159L154 160V159H151L150 160V158H148L147 160H149V164H148V166L150 165V162L152 161V163L151 164H153L154 166H155V168L154 167H152L153 165H151V167H152V169H153V172H152V170H151V168H150V166H149V168L148 169H150L151 170V172H148V174H147V171H148V169L146 170V171H144L148 166L147 165H145L146 166V168L144 169V170H142L141 171V168L143 167V165L142 164H139V166H142L140 169H138L136 166V169H138L137 171H136V169L134 168V169H132L131 168V166H133L134 165V162H135V160H137L136 158H135V160H133L132 162H131ZM193 160V159H192ZM194 160H196V159H194ZM217 160V159H216ZM225 160V161H226ZM22 161H24V160H21V162ZM28 161V160H27ZM35 161V162H36ZM40 161V160H39ZM112 161H114V159L112 160ZM120 161H121V159H120ZM138 161V160H137ZM158 161V162H159ZM3 162V161H2ZM55 162V161H54ZM75 162L76 161H74L73 162V164L75 165ZM92 162H93V160H92ZM117 162H118V160H116V161H114L113 162V164L115 163V165L117 164ZM122 162V161H121ZM125 162V161H124ZM128 162V163H129ZM140 162V161H139ZM167 162H168V160H167ZM200 159H199V164H200ZM223 162V161H222ZM231 162H233V161H231ZM14 163H15V160H14ZM19 163H20V160H19ZM19 163H17V164H19ZM43 163V162H42ZM50 162H48L46 165H48ZM64 163V162H63ZM62 163V164H63ZM65 163H68V161L67 162H65ZM69 163H72V162H69ZM81 163H80V165H81ZM96 163V162H95ZM127 163V162H126ZM141 163V162H140ZM148 163V161L146 162L145 161V163L144 164H147ZM170 163V162H169ZM202 163V162H201ZM205 163V162H204ZM221 163V162H220ZM228 163V162H227ZM237 164H238V162H236ZM239 163H241V161L239 162ZM1 164V163H0ZM30 164V163H29ZM28 164V165H29ZM44 164V165H45ZM76 164H79V163H76ZM108 164H110V162L108 163ZM112 164V163H111ZM121 164V163H120ZM179 164H177V165H179ZM206 164H207V162H206ZM215 164V163H214ZM213 164V165H214ZM216 164H218L219 165V162L217 161L216 162ZM216 164H215V167H216ZM224 164V163H223ZM11 165H13V166H11ZM9 164V165H7L8 167H9V170L11 171L13 168L12 167H15L14 166V164ZM27 165V169H29V166ZM40 165L42 166V164H39V166L38 167H36L35 166V168H39L40 167ZM60 165V164H59ZM114 165V166H115ZM119 165V164H118ZM118 165H116L117 167H118ZM157 165H159V164H157ZM163 165V164H162ZM167 165V167H165ZM202 165V164H201ZM201 165H199V167L201 166ZM204 165V164H203ZM202 165V166H203ZM221 165L222 164H220V167H221ZM226 165V163L224 164V165H222L223 167ZM17 166V165H16ZM51 166V168L52 167H54V166H52V165H50ZM73 166V165H72ZM89 166V167H88ZM115 166V167H116ZM144 166V167H145ZM11 167V168H10ZM20 167H21V165H20ZM19 167V165L17 166V169H15L16 171V175H20V172L22 171L21 170V168H23L24 166H22L21 168ZM31 167V169H33L32 168V166H30ZM44 167V166H43ZM64 167V166H63ZM112 167V166H111ZM116 167V168H117ZM134 167V166H133ZM207 167V166H206ZM3 168V167H2ZM2 168H0V169H2ZM6 168V167H5ZM20 168V172L19 173H17V170ZM26 168V167H25ZM34 168V169H35ZM50 168V167H49ZM50 168V169H51ZM56 168H58V166L56 167ZM61 168V167H60ZM123 168V167H122ZM121 168V169H122ZM126 168H124V170L126 169ZM179 168V167H178ZM179 168V169H180ZM7 169V168H6ZM30 169V170H31ZM44 169H46V167L44 168ZM88 169V170H89ZM118 169H120V167L118 168ZM129 169H126L128 172H130L129 171ZM143 169V168H142ZM177 169V168H176ZM200 169V168H199ZM208 169H210V167H208ZM216 169V168H215ZM8 170V171H9ZM24 171H26L25 169H23ZM40 170V169H39ZM43 169L41 168V171H42ZM49 170V169H48ZM54 170H55V168H54ZM86 170L83 172V175H84V173L86 172ZM134 170V171H133ZM140 170V171H139ZM170 170V171H169ZM178 170V169H177ZM197 171H198V169H196ZM217 170H219V169H217ZM216 170V171H217ZM221 170V169H220ZM9 171V172H10ZM14 171V170H13ZM12 171V172H13ZM45 171V170H44ZM44 171H42V172H44ZM47 171V170H46ZM51 171H53V169L51 170ZM122 171H123V169H122ZM146 173H144V172ZM180 171V170H179ZM178 171V172H179ZM182 171H183V169L181 170V172H179L180 174L182 173ZM196 171V172H197ZM206 171V170H205ZM4 172V171H3ZM11 172V173H12ZM28 172H30V171H28ZM37 172H39V171H37ZM55 172V171H54ZM115 172V173H114ZM135 172H141L140 173V175L142 174V172L145 174H142V176L144 177H142L141 176V178L139 177L138 178V176H140L139 175V173H138V175H137V173H135ZM174 172V171H173ZM176 172V171H175ZM195 172V173H196ZM201 172H202V170H201ZM218 172V171H217ZM26 173V172H25ZM36 173V172H35ZM51 172L49 171V173L48 172H46V174L48 175V174H50ZM107 173V174H106ZM116 174V175H114V174ZM134 173L136 174V175H134ZM170 173V174H169ZM178 173V174H179ZM208 173H209V171H208ZM210 173H211V171H210ZM209 173V174H210ZM214 173H215V171H214ZM2 174V173H1ZM4 174H5V172H4ZM14 174V173H13ZM44 176H42V175H39L38 174V178H40V177H42V179H43V177H46L45 175V172L44 173H42ZM53 173H51V177H50V179L52 180V182H54L53 181V176L55 175H52ZM65 174V173H64ZM92 174V173H91ZM90 174V175H91ZM97 174V173H96ZM112 174V175H111ZM121 174H123V173H121ZM169 174V175H168ZM177 174V175H178ZM178 175L179 177H183V176H181V175ZM198 174H199V171H198ZM206 175H202L201 173H200V175H202V176H207V172L205 173ZM212 174V173H211ZM3 175V174H2ZM63 175V174H62ZM95 175V174H94ZM100 175V176H101ZM120 175V174H119ZM173 175H176V174H173ZM184 175H186V174H184ZM195 175V174H194ZM5 177H6V175H4ZM11 176V175H10ZM10 176H9V178H10ZM13 176V175H12ZM21 176V175H20ZM28 176V175H27ZM67 176V175H66ZM85 176V175H84ZM83 176V177H84ZM88 176V175H87ZM120 176H122V175H120ZM160 176V175H159ZM159 176H158V179H159ZM193 176V175H192ZM196 176H197V173H196ZM3 176H1L0 177V179L2 178ZM4 177V178H5ZM8 177V176H7ZM14 177H16L15 176V174H14ZM23 177V176H22ZM29 177H30V174H29ZM36 177V176H35ZM47 177H49V176H47ZM53 177V178H52ZM61 177V176H60ZM83 177H82V179H83ZM149 177V176H148ZM177 177V176H176ZM188 177V176H187ZM190 177V176H189ZM198 177V176H197ZM9 178H7L8 179V182L10 181V179ZM17 178V177H16ZM14 178L15 179V181L17 182V179H18V181L19 180H21V179H19V178ZM64 178V177H63ZM79 178V177H78ZM77 178V179H78ZM143 178V179H142ZM150 178V177H149ZM165 178V177H164ZM3 179V178H2ZM36 179H37V177H36ZM41 179V178H40ZM71 179V178H70ZM70 179H69V181L67 180V182H68V186H69V183H70ZM86 179H89V178H86ZM98 179H99V177H98ZM142 179V180H141ZM147 179V178H146ZM160 179H161V177H160ZM159 179V184H161V180ZM166 179H164V180H166ZM13 180V179H12ZM23 180V179H22ZM45 180V179H44ZM43 180V181H44ZM100 180V179H99ZM121 180H123L122 182H121ZM151 180V179H150ZM153 180V179H152ZM151 180V181H152ZM168 180V179H167ZM166 180V181H167ZM179 180H180V178H179ZM177 181L178 183L181 181ZM188 180V179H187ZM186 180V181H187ZM192 180V179H191ZM48 181L51 183V181L48 179ZM48 181H47V187H49L50 185H49V183H48ZM76 182H75V184L77 185V182H79V181H77V180H75ZM98 181V180H97ZM166 181H164V183H166L167 185L170 183V182H166ZM169 181H171V179L169 180ZM190 181V180H189ZM12 182V181H11ZM10 182V183H11ZM14 182V181H13ZM15 182V184L16 185H18L19 184V186L20 185H22L24 182H22V181H20L21 183H19V182H17L16 183ZM39 183H41L42 184V181H38ZM83 182H84V180H83ZM86 182L87 181H85V185L84 186H86ZM88 182H89V180H88ZM91 182V181H90ZM89 182V183H90ZM149 182V181H148ZM174 182H176V181H174ZM188 182V181H187ZM191 182V181H190ZM255 182V181H254ZM10 183H8V184H10ZM32 183V182H31ZM38 183V184H39ZM63 183V182H62ZM66 183V182H65ZM74 183V182H73ZM73 183L71 182L70 184V186H72L73 185ZM82 183V182H81ZM147 183V182H146ZM172 184H174L173 182H171ZM181 183H183V180L180 182V184ZM11 184H13V187H14V183H11ZM40 184V185H41ZM43 184H45V183H43ZM46 184H45V186H44V191L43 190H41V194L44 196L46 193H47V190L45 189V187H46ZM88 184V183H87ZM121 184V185H120ZM171 184V185H172ZM177 184V183H176ZM179 184V185H180ZM259 184V183H258ZM25 185H26V183H25ZM49 185V186H48ZM61 185V184H60ZM63 185V184H62ZM78 185H79V183H78ZM91 185V184H90ZM100 187H99V186ZM153 185V184H152ZM162 185H164V184H162ZM167 185H165V186H162L163 188L164 187H167ZM171 185H169V187L171 186ZM183 186L184 185H187V183H185L184 182V184H182ZM182 185H181V187H182ZM245 185V184H244ZM19 186H15V187H19ZM38 186V185H37ZM52 186V185H51ZM80 186H81V184H80ZM84 186H82V187H84ZM154 187H155V184L153 185ZM152 186V187H153ZM178 186V185H177ZM9 187V186H8ZM14 187V188H15ZM32 186H30V188H31ZM46 187V188H47ZM66 187V186H65ZM77 187H79V186H77ZM245 187V189H244V197L247 195V196H250L251 197V201L252 202H256L258 199H259V195H260V191L261 190H259V192H258V190H256V189H259L257 186H255L254 185V183L252 182V183H247V185H245L244 186ZM13 188V189H14ZM20 188V187H19ZM56 188V187H55ZM75 188V187H74ZM79 188H80V190H79ZM77 190H79V192H81V187H79ZM85 188V187H84ZM83 188V189H84ZM178 188H180V186L178 187ZM9 189H10V187H9ZM8 189V190H9ZM12 189V188H11ZM16 189V188H15ZM47 189H50V188H47ZM94 189V190H95ZM152 189V188H151ZM159 189H162V188H159ZM172 189V188H171ZM240 189H242V188H240ZM20 189H18V191L17 192H20L19 191ZM30 191H31V189H29ZM37 190H39V187L37 188ZM93 190V189H92ZM154 190H155V188H154ZM177 190V189H176ZM28 191V190H27ZM36 191V190H35ZM43 191V192H42ZM46 191V193L44 194V192ZM53 191V189L51 190V192ZM56 191V190H55ZM55 191H53V192H55ZM155 191H157V190H155ZM155 191H153V192H155ZM179 191H180V189H179ZM7 192H9V191H7ZM7 192H5V193H7ZM11 192V191H10ZM14 192V191H13ZM34 191H32V194H34L33 193ZM38 191H36V193H37ZM49 192H50V190H49ZM52 192V193H53ZM139 192V191H138ZM137 192V193H138ZM147 191H145V193H146ZM166 192V191H165ZM176 192V191H175ZM1 193V192H0ZM21 193V192H20ZM19 193V194H20ZM28 193V192H27ZM38 193H40V192H38ZM37 193V194H38ZM52 193H50L51 195H52ZM136 193V194H137ZM157 193V192H156ZM177 193V192H176ZM238 193H241V192H239L238 191ZM237 193V194H238ZM3 194V193H2ZM23 193H21L20 194V197H22L23 196V198H20V197H18V196H13L14 197V201L13 200H9L10 199V197H9V201H7V199H6V201L9 203L10 201L12 202L13 201V203L12 204H9L8 205V203L6 202V201H2L1 202V200H0V209H2V210H0V217H10L11 215V213L10 212H13L15 209L14 208H12V209H10L12 206L14 207L16 204L15 203H18L19 201H16L17 199L19 200V198H20V200H23L24 198H25V196H24V194L22 195ZM30 194H31V192H30ZM41 194H38V195H41ZM81 194V193H80ZM93 194V193H92ZM147 194V193H146ZM152 194V193H151ZM167 194V193H166ZM1 195V194H0ZM41 195V197H43ZM47 195H49V193L47 194ZM57 194H54V195H52L51 197H49V199L50 198H52L53 197V199H54V196H56ZM138 195V194H137ZM170 195V194H169ZM174 195V194H173ZM176 195L177 194H175V198H176ZM242 195V194H241ZM32 195H30L28 198H30ZM58 197H60L59 196V194L57 195ZM88 196V194H81V196H80V198L78 199H74V200H72L71 202L70 201H68L70 204H68V205H62V206H56V203H55V205L53 206V207H61V208H58V209H55L52 213H54V214H50V212L48 211V210H40V211H33L35 208H31V207H41L40 205L39 206H35L33 203H31V205H29V203H28V205L26 206V207H30V208H26L24 205H20L19 204V206L21 207V206H23V207H21V209H26V211L28 212V213H30L32 216L30 217V227H26V226H24V227H21L20 228V230H17L16 232H14V231H12L11 229H8V228H6V227H0V264H32V261L35 259H39L40 258V256H42L43 254H46L48 257H49V259L51 260V261H55V264L56 263H58V261L59 260H55V259H59L60 258V256H61V252H62V250H65V251H68V253H70V254H72L73 256L74 255H76V252H77V246H79L81 243H87V245H89L90 247H91V251H90V253L91 254H93V255H95L96 253H97V251H99L98 249H99V247H101L103 244H105L106 242H104V240L102 239V237H100V236H98L96 233H95V231H93L92 229H89V224H88V222H87V220H86V217H85V211H84V199H86V197ZM135 196V195H134ZM243 196V195H242ZM247 196H246V199H247ZM4 197V196H3ZM18 197V198H17ZM33 197L35 198V195H33ZM45 197H47V196H45ZM147 197V196H146ZM168 197V196H167ZM230 197V196H229ZM1 199H2V197H0ZM7 198H8V196H7ZM11 198H12V196H11ZM15 198H16V200H15ZM37 198V197H36ZM207 198H209V197H207ZM224 198V197H223ZM226 198V197H225ZM4 199V198H3ZM13 199V198H12ZM27 199V198H26ZM26 199H24V200H26ZM31 199L32 198H30V201H31ZM41 199V198H40ZM47 199V198H46ZM46 199L44 198V200L42 199L41 201H42V203H44V201H46ZM52 199V200H53ZM93 199V198H92ZM128 199V201H129V198H127ZM132 199V198H131ZM209 199H212L211 197L209 198ZM214 199H216L217 200V198H214ZM221 200L219 201V198H218V201H214L213 199V204H215L214 202H216L217 203V205H218V208H219V205H220V207L222 206V205H224V206H226L227 204L229 205V201L227 200V199H224V201H223V199L222 198H220ZM250 199V198H249ZM248 199V200H249ZM33 200L34 199H32V201L31 202H33ZM176 200V199H175ZM238 200V199H237ZM16 201V202H15ZM36 202L35 203H37V201L38 200H35ZM60 201H61V199L60 198H58V199H56L55 200V202H59V205H60ZM189 201V200H188ZM226 201V202H225ZM250 201V200H249ZM26 202H28V201H26ZM40 202V201H39ZM47 202H49V201H47ZM62 202V201H61ZM180 202V201H179ZM203 202V201H202ZM211 202V201H210ZM231 202V201H230ZM234 201H232L231 203H233ZM20 203H21V201H20ZM62 203H64V202H62ZM76 204V207H78L76 210H77V213H76V215L78 216L77 218H73V214L75 215V213H73V211H75V208L72 210L71 208H66V206H68V207H70L71 205H73V204ZM174 203V202H173ZM195 203V202H194ZM204 203H205V201H204ZM230 203V205H233V204H231ZM14 204V205H13ZM33 204V205H32ZM48 204V203H47ZM64 204H67V203H64ZM181 204H183V203H181ZM180 204V205H181ZM191 205H190V207L191 206H193L194 204L191 202L190 203ZM196 204V203H195ZM198 204V203H197ZM209 204V203H208ZM212 204V203H211ZM26 205V204H25ZM129 205V204H128ZM176 205V204H175ZM184 205V204H183ZM183 205H181V206H183ZM205 205V204H204ZM216 205V204H215ZM217 205H216V208H217ZM229 205V206H230ZM174 205L172 204V207H173ZM180 206V207H181ZM196 206H198V205H196ZM206 206V205H205ZM210 206V205H209ZM214 206V205H213ZM44 207V206H43ZM74 207V206H73ZM179 207V208H180ZM185 207V206H184ZM190 207L188 206L187 208H188V213L189 212H191L190 210ZM4 208H8V209H10V210H7V209H4ZM161 208V207H160ZM175 208H177V206L175 207ZM179 208H177V209H179ZM192 208H196V207H192ZM216 208L214 207V209H215V211H214V213H215V215L218 217V215L216 214V212L220 209H218V210H216ZM4 209V210H3ZM16 209L17 210H19L18 209V207H16ZM176 209V210H177ZM226 209H227V206H226ZM176 210L174 209V211H175V214H176ZM180 210V209H179ZM187 210V209H186ZM195 210V209H194ZM228 210V209H227ZM9 211V212H8ZM182 211H183V209H182ZM22 212V211H21ZM24 212V211H23ZM193 212V211H192ZM191 212V213H192ZM196 212V210L194 211V213ZM173 213V212H172ZM187 213V212H186ZM202 213V212H201ZM218 213H219V211H218ZM242 213V212H241ZM13 214H14V212H13ZM12 214V215H13ZM18 214H19V212H18ZM140 214V213H139ZM180 214H182V213H180ZM197 214V213H196ZM15 217H16V212H15ZM163 215V214H162ZM212 215V214H211ZM221 215V214H220ZM224 215V214H223ZM254 215V214H253ZM22 216V215H21ZM173 216H175V215H173ZM178 216H179V213H178ZM177 216V217H178ZM187 216H188V214H187ZM194 215L192 214V217H193ZM197 216V215H196ZM156 217H158L157 215H156ZM215 217V216H214ZM174 218H176V217H174ZM189 218V217H188ZM191 218V217H190ZM133 219V218H132ZM157 219V218H156ZM163 219V218H162ZM160 217H159V219L156 221L155 219H154V221L150 218V217H145V218H138V220L141 222V223H143V224H145V225H151L152 227L153 226H159L160 225V223H161V220H162ZM216 219V218H215ZM7 220V219H6ZM10 220V219H9ZM12 220V219H11ZM14 220V219H13ZM134 220V219H133ZM178 220H179V218H178ZM188 220H190V219H188ZM193 220V219H192ZM198 220V219H197ZM210 220V219H209ZM213 220V219H212ZM218 220V219H217ZM236 220V219H235ZM239 220H240V218H239ZM3 221V220H2ZM2 221H1V223H2ZM28 221H29V219H28ZM181 221V220H180ZM187 221V220H186ZM200 220H198V222H199ZM202 221V220H201ZM22 222V221H21ZM198 222H196V220H195V224H194V226L195 225H197V223ZM203 222V221H202ZM206 222V221H205ZM210 222V221H209ZM208 222V223H209ZM11 223H12V221H11ZM16 223V222H15ZM51 223H61V224H63V226H65V228L66 229H68V231L69 232H71L72 230H74V229H76V228H79V227H81V228H86L87 230H88V232H89V235H87V236H84V237H82V238H74V237H70V236H68L67 238L66 237H63V238H60V239H58V241L56 242V244L52 247V249H48V250H46V249H44V248H38L37 246H35V245H33V244H31V242H32V233H33V231H35V230H41L42 228H46V226H48L49 224H51ZM181 223V222H180ZM188 223V222H187ZM201 223V222H200ZM212 223H213V221H212ZM4 224V223H3ZM188 224H190V223H188ZM9 225V224H8ZM23 225H25V224H23ZM22 225V226H23ZM125 225H127V224H125ZM161 225H162V223H161ZM177 225V224H176ZM179 225V224H178ZM185 225H187V224H185ZM200 225H202V223L201 224H199V226ZM205 225V224H204ZM203 225V226H204ZM14 226H16V225H14ZM13 226V227H14ZM181 226V225H180ZM199 226H196V227H199ZM18 227V226H17ZM51 227V226H50ZM205 227V226H204ZM138 228V225H136V224H129L128 226H127V230L130 232V235H133L134 234V232H133V230H135V229H137ZM172 231V230H171ZM203 231H205V230H203ZM170 232V231H169ZM209 232V231H208ZM207 232V233H208ZM113 234V233H112ZM112 234H111V236H112ZM170 234V233H169ZM14 235H16V236H20L19 238H21L22 239V241H23V243H24V247L23 248H21L19 251H17L16 249H14V250H16V252L14 251V256L13 257H8L7 255H6V253H4V251H2V243L3 242H5V241H7V242H11V240H12V238L14 237ZM138 235V234H137ZM163 235V234H162ZM162 235H160V238L162 239ZM205 235H207V234H205ZM110 236V237H111ZM165 237V236H164ZM171 237V236H170ZM169 237V238H170ZM224 237V236H223ZM115 238V236H113L112 237V239H111V241H115L116 239H114ZM168 238V237H167ZM214 238V237H213ZM158 239V238H157ZM159 241V240H158ZM223 242H224V240H222ZM156 243V242H155ZM170 243V242H169ZM168 243V244H169ZM187 243H189V242H187ZM21 244H22V242H21ZM159 244V243H158ZM162 244V243H161ZM160 244V245H161ZM164 244V243H163ZM166 244V243H165ZM180 244H181V241H180ZM193 244V243H192ZM9 245V244H8ZM167 245V244H166ZM170 245H171V243H170ZM183 245V244H182ZM189 246H190V244H189ZM161 247H163V248H165L164 246H161ZM180 247V246H179ZM183 247V246H182ZM185 247V246H184ZM8 248V247H7ZM178 248V247H177ZM174 248L172 247V251H174L173 250ZM184 249V248H183ZM185 249H187V248H185ZM159 250H163V249H158V251ZM178 250V249H177ZM176 250V251H177ZM153 252H154V250H152ZM156 251V250H155ZM158 251L157 252H155V253H151V255L149 254V256H153L154 258H156V259H159V258H161V260L160 261H163L164 263H165V261L167 260L166 258H163V255L161 254V252L160 253H158ZM228 251H229V249H228ZM180 252V251H179ZM140 253V252H139ZM90 254V255H91ZM147 254V256H148V253H146ZM154 254V255H153ZM183 254V253H182ZM13 255V254H12ZM138 256H136L135 257V259H138V260H141V261H143L144 262V259H143V256H139V254H137ZM141 255V254H140ZM177 255V254H176ZM185 255V254H184ZM234 255V254H233ZM70 256V255H69ZM225 256V255H224ZM81 256L79 255V254H77L74 258H75V260H78V258H80ZM69 258V257H68ZM133 258V257H132ZM134 259V258H133ZM132 259V260H133ZM176 260H179V258L178 259H176ZM73 261V260H72ZM255 261V260H254ZM262 261V260H261ZM76 262V261H75ZM80 262V261H79ZM173 262H175V261H173ZM205 262V261H204ZM253 263V262H252ZM261 263V262H260ZM262 263H264V262H262ZM166 264H167V262H166ZM208 264V263H207Z\"/></svg>",
	"mask_w": 264,
	"mask_h": 264
}]
</instances>
